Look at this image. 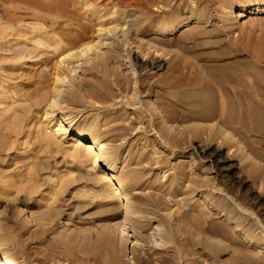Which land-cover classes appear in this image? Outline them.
I'll return each mask as SVG.
<instances>
[{"label":"rangeland","instance_id":"obj_1","mask_svg":"<svg viewBox=\"0 0 264 264\" xmlns=\"http://www.w3.org/2000/svg\"><path fill=\"white\" fill-rule=\"evenodd\" d=\"M22 1L23 0H21L19 2L17 1L18 3H20L18 5H20V6L24 5L25 6V5H28V3H29L28 1L25 3L23 1V3H22ZM145 1H149V0H145ZM196 1L197 0H195L194 2H196ZM200 1H202V0L197 1V3L194 4L193 0L192 1L190 0V3H192L193 8H189V6H188V8L191 12H192V10H194L193 11L194 13L197 12L196 14H198V15L199 14L201 15V13H203V11H204L205 13H203V15H201V16L204 18V17H208V15H209V19L204 18L208 22L204 21V19L199 15L200 18L203 19V21H201L202 19L201 20L199 19L200 21L192 19L190 22H188L186 25H184L182 28L177 30L172 35L171 40H173V42L169 43L172 46L171 45L169 46V44H166V43L164 44V48L171 49V53H172V55L169 54L170 52L167 51L169 49H167V50L165 49L167 55L165 56V68H164V70H166V68H167L166 65H170V64L172 65L173 64L172 66H174L175 68H173L174 70L170 71V73H172L173 75L177 74L179 76V77H176V75H175V77L177 79V83L181 84L182 86L178 85L176 83L174 88L173 87L166 88L168 85L163 82V85L161 83V84H159V86H155L154 93H152V94L158 95V93L161 92L160 94L163 93V97L165 94V97L166 96H172L170 98L173 99V97H174L175 99L170 100V98H168V97L163 98L165 101V102L163 101L165 103L164 104V103H162L163 99L158 98V100H159V102H158V100L155 97L151 98V97L147 96V92H145V91H144L145 93L143 92L142 95L140 94V97H139L141 100L144 98H146L145 100H148V101L143 100V101H145L144 103L148 104V103H150L149 101H151L153 103V100H154V101H157L159 103L158 106L160 108H162V106H164L161 109L163 112V116H160V117L161 118L164 117L163 121L169 125L168 126L169 127L168 132H170V134L172 136L171 135L169 136L168 134L166 135L165 133H163V132L167 131V128L165 131L164 127H162V128L160 127V125L163 126L165 124L164 122H162L163 118L160 119V117H158V116L157 117L152 116L151 115L152 113L149 112L148 110H146V108L144 107V105L142 103H139V105L141 104L140 105L141 109H136V108H140V106H137L138 102L135 103V105H133V104L130 106L127 105L128 107H126V105H124V107L122 106V102L126 103L125 102L126 97L125 96L123 97V95H125V93L132 94L131 93V92H133L132 88L133 87L135 88L134 85H136L138 78H141V80L144 79L143 81H145L146 77H147V81H148V77L154 75L153 71H150L149 69H147L148 67L146 69H143V70H140L137 67L138 63H140V60L138 62L137 61L138 57L136 58V55L138 54V48L136 47L135 44H131V46H129V47H128V44H126V46L129 48L128 50L133 52V53H131V57H130L131 59L128 58L129 56H128V54H126L127 53L126 50H124L122 52V50L127 48V47H125V48L123 47V49L121 50L122 53H124V52H126V53L119 54L118 57H120V58H118L116 56L115 58L113 57V59H111V61H114V63H111V65L113 64L114 68H115V66H117V68L115 69L117 75H121V76L125 75L126 77H128V80L132 83L131 84V90L132 91L130 90L129 87H127L125 85L123 86V88L125 87L124 90H122L123 88L118 87V86H121L122 84H125L124 80H123L126 78L125 76L122 77L121 82H123V83L121 84V82L119 81L121 76L116 77V75L110 74L108 76L109 78H107V77L104 78L103 77L104 75L102 76L101 73H100V76H99V74H97V72L94 73V74H96V77L98 76L97 78H99V81H100V78L103 77V79H107L108 81H110V83H112V85H110V83H109L108 87L105 86V89H107L109 91L111 90L112 92H114V94L116 93L115 99H117V97H118V99H121V101H122V98H123L122 102L117 99L116 101H118V102H114V104H116V105H114L113 108L114 107L116 108L114 110L118 109L117 112L120 115L118 113H116V116L117 117L119 116L118 120H120V118H121V120H124V121H121V124H122V122H124V124L120 125V123L118 122L119 124L117 125V122H115L116 124L113 123L114 125L123 127L124 125H126L125 124V122H126L127 126H131V125L133 126V124L138 126V123L140 122V120L138 119L139 120L138 121L137 119L136 120L133 119L134 117L137 118V116H138V114L135 113L136 110H138L137 111L138 113L139 112L144 113L146 111L145 113L147 115L145 113L143 114V118L145 117L143 119L144 121L141 120L143 122L141 124L144 128H146V126L148 125V123H147L148 121H146V120L150 119V123H149L150 127L146 128V130H145L146 135L143 132H141L142 134L141 133H135V132H137V130H135V131H133L132 134L131 133L128 134L129 139H126L127 137L125 139L124 138L122 139V138H119L118 136H115L116 138L112 139V136L116 135L118 132L117 131L115 134H113V132H112L111 133L112 136H111V134H108L110 139L109 140L107 139L108 142H111V144H112V145H110V146H112L111 150L114 151V149H113L114 146H115L114 148H116L115 149L116 152L114 151V154L115 153L116 154H115V156L113 154V156H114V158H116V157L118 158L117 164L118 163L119 164L117 165V169H118L117 174L119 176L123 177L122 179H124V181L126 182L127 179L129 178V173L131 172L130 173V175H131L132 171L134 170L139 175L138 177H141V179L142 178L145 179V180L144 179L140 180L141 183L145 182L144 183L145 184V186H144L145 190L141 189L140 187H136L137 189L135 187L130 189V194H131L130 196H133V197L135 196L134 198L130 199V202H132V207L130 208V210L133 209L134 213L131 210V211L125 213V215H127V216H126V218H124L123 213H124V208L126 205L123 206V204H124V202L125 203H127V202L125 201V199H122V198L120 199L121 201L123 200L122 202L119 200L122 203V204L119 203L120 206H118L117 201H115V203L112 202L115 206L113 204L112 205L109 204L110 207L112 206V208L113 207L116 208L114 210L115 211L114 214L111 212V210H110L111 208L109 206H107L106 208L108 209V207H109V210L111 213L109 211H108L109 213L106 212L103 205L101 206V205L95 204L98 202L94 198L95 195L93 197L94 190H91V191L89 190L92 188V186L86 185L87 187H85L84 181L81 180V182L82 181L83 182L80 183L79 182L80 180L78 181L79 176L76 177L75 176L76 174L73 175V179L71 178L72 176L68 177L66 170H68V175H70L71 173L73 174L76 171L74 172L72 169L66 168V167H64V169H63V167L60 168V166L63 164V162H66V161H64L62 158H60L59 155H58L59 157L56 156V159L54 158L55 156H51L50 160L52 161V163L54 161L52 159L58 160L59 162L61 161V164L59 163L60 169H58V167H57L58 163L55 164L56 165L55 170H56V172H58L55 174V177H58V174L60 173L61 175L59 174V179H61L62 178V171L65 170V171H63V173H66V175H63V178L61 180L58 179L59 183L56 186L57 187L60 186V189H61V187L63 189V186H66L67 183L71 184L70 186L67 185L66 187H64L65 189H63V191L68 189L69 187L70 188L68 190L64 191L66 193H64L62 191L63 195H62V193L58 194L61 191L59 188L54 186V191H55V187H56V191L53 193V195H56V193H57L59 198H58V196L55 197L52 195V197H54V199L51 197V199L53 200V203L51 202L52 200L50 199L51 201L49 200L48 203H47V201L43 202L44 207L39 206L40 204L37 205V207H36L37 212L38 211L40 212V210H42L43 208H44L43 210H46L48 205H51V204L53 205V207H58V208H59V206L62 205L61 208H59L57 210L58 213L60 211L59 215H57L58 213L56 212L57 213L56 215H55V213L52 214L55 216H52V215L50 216L51 219L53 218L52 220H50L49 215H46L45 213L43 215L42 211H41L42 215H40L41 213H39V215H37L38 213L33 214V213L29 212L30 210L27 212V214L19 213V215H18V211H16L18 209L17 205H16V203H14L15 201H13L14 199H11V197L13 198L14 197L13 194L17 193V190H19V189L16 188L17 189L16 190L15 188H10V187L5 186V184H7V183H5L3 180L0 179V182H2V181L4 182V183H0V191H1L0 193L2 194V195L0 194V197H1L0 198V201H1L0 206H2V208H4L6 211V213L1 212V217H2L1 219L4 220L1 222L9 223L8 224L9 226L13 225L12 227L10 226V228H8L9 226L0 227V230H1V228H3L5 230V232L0 231V238H1L0 239V243H1L0 244V254L6 255L11 261H14L16 264H78V263H76L77 261L75 262V259L78 260L80 258H81V260H78L79 264L80 263L83 264L82 262H84V264H85L88 261L89 262L87 264H89L90 262H91V264H92V262L94 264H99L103 258H100L101 260L97 259V258H98V256L102 257V255H103L102 252H103L104 248H103V250H101L103 243L101 244L97 240L100 237L102 240L104 237H106L105 236L107 234L106 231L108 232V230L105 228L106 227L108 228L109 224H111V221H113L114 223L112 222V224L110 225L111 227L115 223L120 224L119 226L117 224V226L119 227L118 229L116 228V224H115V227H113L114 231H116L115 234L117 235L116 241H118L117 242L118 244H116V245H117V249L119 248L118 255L120 257V258L117 257V259H118V261H116V263L118 262L117 264H190V263L191 264H264V86H263L264 85V6H261L262 7L261 11H257V10L254 11V8L256 6L257 1L260 2L261 4H263L264 1L263 0H261V1L260 0H225V1L224 0H207V1L203 0L202 2H200ZM222 1L224 3H222ZM226 1H228L230 3L226 2ZM17 2L16 3L11 2V3L15 4L14 7H16V6H18V5H16ZM174 2H175V0H173V3ZM198 2L201 4H199ZM203 2H204V4H203ZM11 3H9V4L6 3L5 6L8 4V5H10V8H11V5L13 6V4H11ZM144 3H145L144 0H142V4L140 3L141 7H138L140 10H142V9L145 10L144 7H142ZM149 3L150 2H148V4ZM226 3H228L229 5ZM196 4L197 5L199 4L200 7L199 6L195 7ZM149 5H152L151 9L155 7L156 12L160 11L158 9L157 5H154V6H153V4H149ZM204 5H205V7H204ZM3 8H5V7H3ZM195 8H197L198 11L195 12ZM200 8L201 9L206 8L207 11L209 10L208 8H210V10H209V12H206L205 11L206 9L205 10L202 9L200 11ZM0 9L2 10L1 7H0ZM7 9H9V6L7 7ZM12 9H11V11H12ZM20 11H22V10H20ZM20 11H16L17 15H23L24 16L25 14L20 12ZM142 11H138V12L134 11L133 12L134 16L136 17ZM13 12L14 11H12V13ZM191 12H188L187 14H189ZM1 13H3V11L0 12L1 16H3L5 14V13H3V14H1ZM184 14H183V16H185ZM204 14L206 16H204ZM26 16L24 17L23 21L27 22L29 20L32 23L35 22V21H33V19L30 16L28 17V14ZM57 16H58V14H57ZM197 21L199 23L200 22L201 23L199 24ZM7 22H5V23H7ZM31 22H28L26 24L30 25ZM3 23H4V21H2V24ZM5 25H7V24H5ZM196 27H198V28L201 27L202 30H201V28L198 29ZM192 29H193V32H191ZM200 30L202 31L201 34H200V32H201ZM251 30H252V33H251ZM195 31L197 33H195ZM131 32L132 31L129 32V35ZM189 32H191L192 35L195 33L194 34L195 36L194 35L191 36L189 34ZM134 33L135 32H133L131 34H133V35L137 34L135 37H138L139 40L140 39L146 40L145 42L142 40L139 41V43H142V44L144 43L145 45H147V42L149 40L150 41L148 43H150L152 41H156L155 38L161 37L159 35L155 36V34L149 35V34L145 33V36H144V33H140V32H136L135 34ZM249 33H251V34H249ZM202 34H206V35H202ZM10 35L11 34H9V36ZM148 35H149V37H148ZM150 36H152V37L150 38ZM190 36H191V38H189ZM106 37H108V35ZM140 37H142V38H140ZM168 37H171V35H168ZM177 37L179 40L180 39H182V40L179 41L177 39ZM192 37H193V39H192ZM109 38H112V35H111V37L109 36ZM183 38H185V42H187L188 40H190V41L185 43ZM11 39L13 42H10L9 44L13 45V43H15V42H14L13 38H11ZM136 40H138V39L136 38ZM193 40H196V41H193ZM144 44H143V46H144ZM175 44H177V45H175ZM180 44H182L183 46ZM189 44H190V46H189ZM178 45H179V47H178ZM147 47L148 46H145V48H147ZM173 48H175V50ZM103 50H104V48H103ZM176 50H178L180 52L179 55H181L182 57L176 55L177 54L175 52ZM200 51H201V53L199 54ZM203 51H205V53ZM205 54H207L206 58L204 56ZM210 54H212L213 56H211ZM121 55L123 56V58L127 57V56L128 57L125 59H121L122 58ZM200 55H203V56H201L199 58L198 56H200ZM209 55L213 61L211 60ZM139 56L141 57L142 54L139 53ZM175 56H177V57H175ZM170 57L173 58L174 61H176V59H177V61L173 63L172 62L173 60ZM190 57L193 58V60L195 59L196 61L195 60L194 61L197 63H195L192 59H190ZM203 57H204V59H203ZM145 58L146 57L142 56V59H145ZM207 58H210V59H207ZM26 59H27V61L23 65H26L27 67L28 66H31V67L26 68V66L23 67V65H21L22 69L27 71V73L26 72L25 73L31 74V75L32 74H35V75L39 74V77H40L41 74L44 72V70L41 68H44L45 65L44 66L43 65L41 66L40 64L34 65L36 58H34L35 60L28 59V58H26ZM216 59H218V60H216ZM191 60L193 61L194 66H192ZM206 60H210V61H206ZM31 61H32V63H31ZM142 61L143 60H141V62ZM28 62H30V63L28 64ZM167 62H168V64H167ZM219 62L220 63L223 62V63L220 64ZM224 62H226L227 64ZM198 63L200 66L196 65ZM80 64H84V63L81 62ZM21 66H20V68H21ZM36 66H37V68H36ZM89 66H84V67H86V69H88L87 67H89ZM204 66H206L207 68L205 67L206 69H204ZM222 66H224V67H222ZM50 67H49V70H50L49 74L50 73L52 74V71H51L52 69H50ZM198 67H199V69L201 67L202 71L204 70V72L206 74L209 73L210 77H212V76H214V77L210 78V77H208L209 75H206L203 72V74H204V79H203V76H202L203 74H201L202 71H200V73H199ZM33 68H36L35 69L36 71ZM178 68H179V70H177ZM213 68H215V69H213ZM221 68H222V70H221ZM29 69H30V71L28 72ZM37 69H38V71H37ZM46 69L48 70V68H45V70ZM135 69L136 70L138 69L140 71V74H139V71H135ZM207 69H209L208 70L209 72H207ZM210 69H211V72H214V73L211 74ZM42 70H43V72H42ZM103 70L104 69H102L101 71H103ZM164 70L160 71L161 73L158 72V75L156 74L154 79L161 78L160 75L162 76V72H164ZM191 70L193 71L192 73H191ZM196 70H197V72H196ZM33 71H34V73H33ZM85 71H87V70H85ZM30 72H32V73H30ZM145 72L147 74L151 73V75L148 74L149 75L148 76ZM182 72H184V73L186 72L185 75H182ZM45 73L47 74V71H45ZM81 73H83V71ZM85 73H83V74L78 73V79H79V74H80V78H82L83 76L88 78L90 76L89 72H88V74H87V72H85ZM159 73H160V75H159ZM215 73H218V74H215ZM49 74L45 75L44 79L46 78L45 81L47 79L50 80L49 81V83H50V82H52V79H50L52 77V75L49 76ZM137 74L140 76H138ZM186 74H187V76H186ZM190 74H191V77L193 79H195L197 77L196 79H197V81L198 80L199 81L198 82L196 80H195L196 82L193 81V79L189 76ZM198 74H200V75H198ZM220 74H221V76H220ZM113 76H115V77H113ZM198 76H200L201 79ZM111 77L116 78L115 81H117L118 83L113 81L114 79L111 81V79H112ZM184 77H188V78L186 79ZM183 78L185 81H183ZM189 78L192 80H188ZM206 78H208V80H206ZM221 79H223L224 81H222ZM132 80H133V82H132ZM200 80L203 81L204 83L206 81V83L209 84V87L207 84H206V86H207L206 87L204 85V83L200 82ZM215 80L217 82L219 80V82H220V83L218 82L220 85L219 87L217 85V82H215ZM207 81H209V83ZM211 81H213V82L211 83ZM186 82H187V84H186ZM260 82H262L263 85ZM182 83H184V84H182ZM221 83L223 84V86H221L222 85ZM115 84H116V86H115ZM199 84L200 85L202 84V85L200 86ZM195 85L197 86V89L199 88L198 90H196ZM113 86H115V87H113ZM109 87H110V89H109ZM112 87L115 88L116 90L111 89ZM205 87L207 89H209V91L207 89H205ZM211 87H212V89H210ZM226 87H227V89H226ZM157 88L159 91L157 90ZM228 88H231L233 91L231 89L228 90ZM128 89H129V91L127 92L126 90H128ZM192 89H194V91H192ZM223 89H226V90H223ZM117 90L119 92H116ZM178 91H180V92H178ZM203 91H205V92H203ZM206 91H207V93H206ZM227 91H228V93H227ZM182 92H184V93L182 94ZM186 92H188L189 94H187ZM121 93L122 94L124 93V94L121 95ZM170 93H171V95H169ZM178 93H180V94H178ZM193 93H196L198 96L194 95ZM217 94H218L217 97L219 98V100L216 97ZM180 95H183L185 97L183 98ZM189 95H190V100H189V97L187 98V96H189ZM200 95L202 96V100L197 101V100L201 99V98H199V97H201ZM220 95L222 96L221 99L227 98L228 100L226 99L224 102H219V101H221ZM226 95H228V96H226ZM176 96H177V98H176ZM224 96L226 98H223ZM119 97H122V98H119ZM124 98H125V100H124ZM234 98H238L240 101L238 99H234ZM115 99L113 101H115ZM160 99H161V101H160ZM192 99H193V101H192ZM175 100H179V101L177 102ZM214 100L217 102H215ZM183 101L186 104L188 102V104L186 105L185 103H183ZM120 102H121V106L119 104ZM172 102H175V103H173L174 105L172 104ZM198 102L200 104H198ZM218 102L220 103V105ZM23 103H25V102L23 101ZM190 103H191V105H189ZM202 103L205 106H203ZM209 103H212L213 106L209 105ZM107 104H109V102H107ZM180 104H181V106L182 105L183 106L181 107ZM193 104H195V105H193ZM5 105H7V104H5ZM5 105L3 104L0 107H5ZM185 105H186V107H184ZM207 105H209L210 108L207 107ZM119 106L122 108H120ZM131 106H133V107H131ZM134 106H136V107H134ZM173 106H175L177 109H179V111ZM167 107L169 108V110L167 109ZM187 107L189 109H187ZM193 107L195 108V110H193ZM170 108H171V110H170ZM174 108H175V110H174ZM102 109L105 113H109L108 110H105V107H103ZM119 109H121V110H119ZM122 109H124V110H122ZM125 109H126V112H125ZM134 109H136V110L134 111ZM165 109L167 112L165 111ZM37 110H38V108L36 107L35 111H37ZM71 110L74 111L73 108ZM143 110H145V111L143 112ZM181 110L183 111V113L180 112ZM186 110H190L188 112H191V110H192V113H188ZM57 113H59L58 115L60 117L62 116V113L60 111H57L54 114L57 115ZM90 113L93 114V111L89 112V114L87 113L86 115L91 116ZM121 113L122 114L124 113L125 116H124V114L122 115ZM127 113L130 117L127 115ZM203 113H204V115H203ZM37 114H40V115H38L37 117L36 116L34 117V123H33V125H31L32 129H33L32 131L33 132L35 131L37 134L35 133L36 134L35 135L34 133H32V134L30 133L28 135L31 139L33 137V140H31V141H34V142L36 140L35 137L38 135V133L39 132L41 133L39 128L42 126L40 124V121H39V123H37L38 122L37 120L39 118H40L39 120L45 119V115H43L44 114L43 112L37 113ZM58 115H57V117H59ZM80 115L81 114H79L78 118L80 117ZM164 115H166V116H164ZM173 115L174 116L176 115V117H174ZM41 116H42V118H41ZM177 116L179 117V119ZM83 117H84V115H83ZM138 117H140V116H138ZM147 117H148V119H147ZM192 117H194V118L192 119ZM195 117H196V119H195ZM78 118H76V119H78ZM182 118L184 120H182ZM31 119L33 121V117L30 118V120H29L32 124ZM35 119H36V122H35ZM125 119H126V121H125ZM154 119L156 121L158 119V121L156 122V121H154ZM170 119H171V121H170ZM80 120H79V122H80ZM136 121H138V122H136ZM145 121H146V123H144ZM54 122L55 121H53L52 124ZM152 122H154V124ZM160 122H162L164 124H159ZM170 122L173 125H171ZM64 123L65 124H62V125H65L66 127H69L70 129H72L74 127L73 125L70 126L69 122L66 121L65 118H64ZM78 123H77V125H78ZM128 123H130V124H128ZM36 124L41 125V126H36ZM144 124H146V126H144ZM166 124H165V127H167ZM153 125H155V126H153ZM184 125L185 126L187 125V127L189 129H187V128L183 129L182 127ZM189 125H192V126L190 127ZM200 125H201V127H200ZM156 126H157V128H156ZM170 126L172 127V131H170L171 130ZM44 127H45V124H44L43 128ZM159 127L161 129L157 130ZM192 127H193V129H192ZM209 127L213 128L211 134L209 133L210 132L209 130H211V129H209ZM149 128H150V131H149ZM152 128H154V129H152ZM155 128H156V130H155ZM45 129H46V127L44 128V130ZM197 129L198 130L201 129V131L199 130V132H197L198 131ZM202 129L204 132L202 131ZM224 129H226V132H229L227 137H226L227 133L224 132ZM38 130H39V132H38ZM46 130H49V129H46ZM190 130L192 132H190ZM195 130H196V132H195ZM184 131H186V132L184 133ZM123 132H124V130H123ZM158 132H162L160 136H159ZM168 132H166V133H168ZM171 132L176 133V134L173 135ZM188 132H190V133H188ZM186 133H187V135H185ZM21 134L19 136H20L21 142L24 143V145L22 143L23 147H25V148L30 147L31 148V146H32V147L36 148L35 150H37V148H38V150H42L41 145H38L37 142H36V144L34 142H30V144L28 143L30 146L27 147L28 144L26 143V140L29 137H27L26 135H23V134L21 136ZM139 134H141V135H139ZM126 135L124 132L123 136H126ZM137 135H139L141 137L135 138V136H137ZM175 135L179 136L177 139V142H175L176 140H174L177 138ZM25 136L27 137V139L25 138ZM144 136H146V138H148L147 143L145 142L146 138ZM165 136H169V138L167 137L168 138L167 141H169L168 144L165 141ZM174 136L176 138L173 139ZM21 137H24L26 140L24 141L23 140L24 138H21ZM117 137H118V139H117ZM161 137H163L164 139H162ZM180 137L186 138L187 143H186V141H183V139H181ZM133 138H135V141L133 140ZM170 138H171V140H170ZM136 139H139V140H136ZM154 139H156V140H154ZM179 139H181L179 141L180 143L178 142ZM115 140L119 143H117ZM119 140H121L122 142ZM153 140L155 141V143L153 144L154 146L152 145ZM172 140H173V143L171 142ZM130 141L131 142L134 141V143L133 142L131 143ZM150 141H151V143L149 144ZM181 141H183L182 142L183 144L185 142V144L182 145ZM160 142L162 143L161 145H160ZM188 142H189V144H188ZM118 144L120 145V147H118L119 146ZM134 144L135 145L137 144L136 147ZM140 144L141 145L143 144V146H141ZM144 144H145V146L146 145H148V146L145 147ZM173 144H175V145H173ZM33 145H35V146H33ZM100 145H102V144H100ZM200 145L205 150H207L208 152H210L212 150H219L220 152H222L221 154H223L224 156H227V158H229L230 162L233 163L235 165V167L232 169V171H230V173H228L227 171H219V172L217 171L216 172V170L213 167L211 168L209 157L205 155L204 151L203 152L201 151L202 148H200ZM103 147H104V145H103ZM117 147L119 148L118 151H117ZM143 147H145V149ZM151 147H152V149H155V150L152 151V149H151V151H150L149 149ZM132 148L134 149V152H133ZM21 149H22V147H21ZM130 149H132V151H130ZM135 151H137L138 153ZM149 151H150V153H148ZM151 152H153V153H151ZM44 153L45 152H42L41 155H47V156L49 155L48 153L47 154L46 153L44 154ZM117 153H118V155H117ZM139 154H141V155H139ZM119 155H120V157H119ZM138 155L140 157H138ZM122 156H124L123 161H122ZM49 157H50V155H49ZM132 157H134V158H132ZM145 157L147 158L146 160H145ZM156 157H157V159L160 160V163L162 162L161 164L158 162L159 160H157ZM148 158H149V160H148ZM127 159H128V161H127ZM131 159L134 160L135 165H134V162L129 164V162L132 161ZM155 159L157 160L158 163L155 161ZM62 160H63V162H62ZM136 161H138V162L142 161V162L138 163ZM146 161H149V162H146ZM153 161H154V163H153ZM120 162L121 163L123 162L122 164H124V165H121ZM155 162H156V164H155ZM137 163L138 164L141 163L140 166L142 168ZM142 163H145L147 165L148 169L146 167H144L145 165L143 166ZM149 163L150 164L152 163V165H150ZM136 164L140 168H138L136 166ZM129 165L132 167L128 168V167H130ZM148 165L152 169H149L150 167H148ZM153 165H154V168H153ZM14 166L15 165H13L12 167L14 168ZM86 166H87V169H85ZM86 166L84 167L83 171L86 170L84 172H88L87 174H89V171H90L92 166L91 167H90V165H86ZM121 166L123 167V169L125 171H123ZM125 166L127 167L128 170H126ZM12 167H11V169H13ZM22 169H23V167H22ZM69 169H70V171H69ZM130 169H132V171ZM180 169L183 170L184 172L179 171ZM138 170L139 171L143 170V171H140L142 174ZM59 171H61V172H59ZM178 171L182 172L183 174H181V175L177 174ZM69 172H70V174H69ZM90 172L93 173L94 171L93 172L90 171ZM148 172H149V174H146ZM163 172H165V173H163ZM227 173H228V175L225 177V175ZM122 174H124V175H122ZM41 175L42 176L44 175L45 178L47 176L44 171L43 172L41 171ZM142 175L145 177H143ZM149 175H150V177H149ZM152 175H153V177H152ZM177 175L180 178V179H178V181H177L178 177H176ZM64 177H65V179H64ZM67 177L69 179L71 178L70 180L72 181V183L70 181L66 180V179H68ZM125 177H127V178L125 179ZM155 177L158 180H155L154 179ZM175 177H176V179H175ZM18 178L19 177H17V175H16L17 183L19 184L20 190L21 191L23 190V195L21 194L22 192L21 193L19 192L18 194H16L17 195L16 197L19 200H23L21 202L27 203V204L29 203L28 205H30V202H31L30 199H32L31 197H29L30 194L25 191L26 194L27 193L29 194L28 197L30 199L28 197H26V195L24 194L25 193L24 190L28 189L27 191H29V189L31 188L28 185L29 181L26 182L25 180H27V179H25L24 183L25 182L26 183L24 185H27L30 188H27V186L24 188V186H22L23 187V189H22V187H21V183H23L22 179L19 178L21 180V182H19ZM74 178H75V180L77 178L78 179L76 181H74ZM185 178H188V180H190V182ZM189 178H191V179H189ZM192 179H193V181H192ZM43 180H44V178H43ZM171 180L172 181L174 180V181L172 182ZM146 181H148V182H146ZM150 181H152L153 183ZM76 182H78V183H76ZM159 182L160 183L163 182V183H161L162 185H160ZM174 182L176 184L178 183L177 184V186L179 185L178 188L177 187L175 188L176 185L174 184ZM191 182H193V183H191ZM62 183L66 184V185H63ZM146 183H147V185H146ZM155 183H157V184H155ZM166 183H167V185H166ZM170 183H172L171 184L172 187L175 185L172 188L173 191H169L168 186L170 185ZM1 184H4V186ZM59 184H61V185H59ZM82 184L84 185V187ZM152 184L155 185V187L152 186ZM77 185H78V187H77ZM164 185L167 186V188ZM79 186H81V187H79ZM157 186H158V188L164 186L163 188H161L164 191L161 193L162 197L160 194L156 193L157 192L156 190H158V188H156ZM187 186L188 187L191 186L192 188L191 187L188 188ZM194 186L196 187L195 189L193 188ZM82 187L85 189H83ZM180 187H181V189H180ZM183 187L184 188L186 187L187 189L184 191ZM71 188H73L74 190L73 189L70 190ZM76 188L77 189L81 188V189H79L80 191L79 190L77 191ZM86 188H88V189H86ZM153 188H155V189H153ZM164 188H165V190H164ZM4 189H6V190L4 191ZM9 189L13 190V191L11 190L13 194L9 195V197L6 198L8 195H6L4 193H6L7 190L9 191ZM57 189L59 190V192H57ZM148 189H149V191L151 189V192L154 195L155 194H156V196L160 195V197L155 196V198H158V199H153L154 195L151 196L150 194H152V193H149L147 191ZM2 190L4 193H2ZM81 190L82 191L84 190V191L81 192ZM131 190H132V193H134L133 195L131 193ZM141 190L147 191L148 194L146 195L144 193V194H141L142 195L141 196L139 193V192L142 193ZM174 190H176V191H174ZM177 190H179V191H177ZM181 190L183 191V193L184 192L185 193H188V192L191 193V194L188 193V195L190 196L191 202L193 201V203H191L189 201L190 200V198H188L189 196L187 197L186 194L185 193L183 194ZM187 190H188V192H187ZM165 191H166V193H165ZM191 191L194 193H192ZM84 192H86V193H84ZM91 192H92V195H90ZM176 192H178V193L176 194ZM76 193L77 194L79 193L78 194L79 198L77 197ZM82 193L86 194V195H83V197L85 196L83 199L84 201L81 198L82 196H80V195H82ZM163 193H164V195H163ZM169 193L171 195L174 194L173 195L174 197L171 196ZM60 195H61V197H60ZM87 195L89 198L94 199V200L93 199L91 200L92 202L90 201L93 205L88 201ZM136 195H137V198H136ZM144 195L150 199V201L148 199L149 202L146 201L147 198L142 199V197ZM2 196H3V198H2ZM4 196H6V197H4ZM24 196L28 199L26 200V198ZM184 196L187 197L188 201L187 200H185V201H187L188 204L185 203V201H184L185 197ZM150 197L152 198V200ZM138 198H140V199H138ZM161 198H162V200H161ZM5 199H7V200H5ZM8 199H9V201H8ZM85 199H87V200H85ZM10 200H12L13 202ZM24 200H26L27 202ZM62 200H63V202H61ZM131 200H134V202L136 201L134 204H138V202L141 204V202H142L143 203L142 206L144 207V205H145L147 207L143 208V207H141L140 204H138V209H137V206L135 208L133 201H131ZM143 200L145 203L148 202L149 206L146 205L143 202ZM155 200H157V201H155ZM55 201H59V204L60 203H62V204L59 205L57 202L58 206H56V204H54V203H56ZM151 201L156 202L155 204L158 206H156L154 204V202H152L154 205H151L152 204V203H150ZM49 202H50V204H49ZM158 202L160 203V206H159ZM189 202H190V204H189ZM2 203L4 205H2ZM88 203H90L91 205ZM79 204H81L80 205L81 207L77 208V205L79 206ZM82 204L84 205V207ZM191 204H193L192 206H195V207L194 208L191 207ZM3 206H5V207H3ZM116 206H118V209H120V207H121V209L118 211ZM139 206L141 207L142 210H139L140 209ZM179 206H181V207H179ZM182 206H183L184 210H182V212H181ZM166 207H168V208H166ZM177 207H178V209H180V212L176 211V210H178V209H176ZM198 207H200L201 210ZM204 207H205V209H204ZM187 208H189V210H191V209L192 210L189 211ZM96 209H97V211H100V209H103L105 211V214H104V211L101 210L102 212L100 211L99 214H101V213H103V214L100 217V215L97 214L98 212L95 211ZM146 209H148V210L145 211ZM195 209L199 210V212L196 211ZM202 209H204V210L202 211ZM138 210H139V212H138ZM185 210L189 211L190 213L187 211L185 212ZM120 211H121V213H120ZM183 211H184V213H183ZM95 212H96V215H95ZM203 212H204V215H200V216L198 215L199 213L203 214ZM158 213H159V216L161 213H165V214H163V217L161 218V216L160 217L157 216ZM166 213L171 214V215H168L169 218L165 217V215H167ZM182 213H183V215H182ZM206 213H207V215H206ZM89 214L92 215V217H90ZM180 214L182 215V217ZM184 214L188 215L189 219H187V216ZM193 214H196L197 217H201L202 221L206 222V226L204 225L205 223H203L201 221V218H199L200 222L198 220V228H194L195 226H197V225H194V224H196L197 220L195 223L193 222V219L190 220V218H191L190 216H192V217L195 216ZM3 215H4V217H3ZM85 215H88V218L90 217L89 220L92 218L93 219L91 221H89L88 218L85 217ZM111 215H112V218L109 217ZM80 216H84V217H81L83 219H81ZM98 216H99V218H101L100 220H99ZM179 216L181 218H179ZM32 217H34V218H32ZM128 217H130L129 218L130 220L128 219ZM183 217H185V218H183ZM86 218H87V220H86ZM163 218H164V220H163ZM167 218L170 221L169 222L168 220H166L167 223H170L172 226L170 224L165 223L166 222L165 219H167ZM160 219L163 221V224H162V221ZM178 220H180V221H178ZM182 220L184 221V223H182ZM185 220L190 221V222H188V224L187 223L185 224V222H186ZM240 220L243 222L239 223ZM83 221L84 222L88 221V222L82 223ZM125 221H127V222H125ZM130 221L134 222L133 223V224H135V226L133 225L134 227L132 226V224L128 223ZM157 221L159 222L160 226H162V228L159 226ZM105 223H106V225L107 224L108 225L106 226ZM141 223L145 224V225H142ZM164 223L167 224L166 227H164ZM212 223H214L215 225ZM180 224H182V228L180 227L181 226ZM137 225L141 226V227H138V229H137ZM186 225L187 226L189 225V227H187ZM78 226H80L81 230L84 229L82 231L84 233H87V236H89L90 239H91V237L95 236V234L91 236L90 233L91 234H93V233L97 234L98 233L99 235L101 234V236L97 235V236H99V238H96L97 236L94 237L95 240L97 239L95 242H97V244L100 243L98 245H101V248L95 247V248H97L96 251H98L99 249L101 250V251L99 250L100 253L96 252V251H94L95 253H93V247L91 246V245H93L92 243H94L93 239H91L92 241L90 240L92 242L91 245L85 244V243H88V240L87 239L83 240V238H85V237L87 238V236L85 234V236H83V238H82L81 235L83 232L80 230V228ZM183 226H184V228H183ZM190 226H192V227H190ZM103 228H104V230H103ZM221 228H223V230ZM3 229H2V231H3ZM94 229H95V231H94ZM108 229L110 230V228H108ZM161 229L163 231L165 230L166 232H164V234H163ZM167 229H169V231ZM179 229L180 230L182 229V230L180 231ZM98 230H103V234L105 232V235H103L104 237H102V233L100 231L98 232ZM193 230H195L196 233H194L195 231L193 232ZM34 231L36 233H34ZM74 231H76L77 233H79V231H80V233H79L80 236H78V234ZM183 231H185V233L188 232L190 235L187 234L188 236H186V234H184ZM169 232L171 233V235ZM165 233H169V235L171 237L168 236L169 237L168 238L167 237L168 234H165ZM191 233L192 234L194 233L195 235H192ZM32 234H34V235H32ZM36 234H38L37 237H36ZM8 235L9 236L11 235V237L6 239L8 237ZM61 235H63V236H61ZM191 235H192V237H191ZM2 236H4V237L6 236V238H4ZM55 236L57 238L61 236V238H59L60 240H57V238ZM79 237H81V242L78 240L77 241L74 240V239H78ZM163 237H165L169 242L167 240L164 241L165 239ZM182 237L184 238V240H185V237L188 240V241L186 240L187 246L185 245V243H184L185 241L183 240ZM106 239L104 238V241H107ZM193 239L195 240V243L192 242ZM1 240L2 241L6 240V241H4L3 242L4 244H3ZM79 240H80V238H79ZM65 241L66 242L69 241L68 243H71V245L67 243V246H66ZM90 241H89V243H90ZM99 241H101V240H99ZM78 242L81 243V246L77 247L76 243H78ZM101 242H103V241H101ZM105 243L106 242H104V244ZM190 243L192 245H190ZM51 244H53L54 246H52ZM180 245L182 246L183 249L181 248ZM73 246H74V248H72ZM190 246H192L193 248ZM79 247L83 248V251ZM88 247H89V249H88ZM90 247L92 249H90ZM187 247H189V249ZM48 248L50 249V252H51V250H53L54 254H49L50 252H49ZM53 248H55V249H53ZM65 248H67V250H65ZM69 248H72V249H69ZM77 248H79L80 250L79 249L76 250ZM184 248H187L188 250L186 251V250H184ZM58 249H59V253H57ZM68 249H69L70 253L72 251V252H74L73 254H75V255L70 254L68 252ZM55 250H57V252ZM85 251H86V253H85ZM82 252L85 254H83ZM90 252H92L93 255H91L89 257L90 254L88 255L87 253H90ZM96 253H99V255H97ZM191 253H193V254H191ZM100 254H102V255L100 256ZM44 255L47 256L45 259H44V257H45ZM76 255H78L80 258H78V256H77V258H78L77 259L75 257ZM81 255H84V257ZM86 255H88V257H86ZM95 256L97 258H95ZM187 257H188V259H187ZM82 258L85 261L86 260H88V261L85 262V261H83ZM93 258H94V260H92ZM100 264H104V263L101 262Z\"/></svg>","mask_w":264,"mask_h":264},{"label":"bare ground","instance_id":"obj_2","mask_svg":"<svg viewBox=\"0 0 264 264\" xmlns=\"http://www.w3.org/2000/svg\"><path fill=\"white\" fill-rule=\"evenodd\" d=\"M19 1H21V0H0V7L2 8V10L0 9V12H2L3 11V13H5L3 16H1L0 15V106L1 105H5V104H7V105H5V107H0V179L1 180H3L5 183H7V184H5V186H7V187H10V188H17V189H19V190H17V193H15V194H13L12 193V191L9 189V191L7 190V192L6 193H4L3 192V190H2V193H4V194H6V195H8L7 197L6 196H4V197H6V198H8L9 197V195H11V194H13V198L11 197V199H14L13 201H15L14 203H16V205H17V210L16 211H18V215H19V213H24V214H27V212L29 211V212H31V213H38L37 215H39V213H41L40 215H42V212H43V215H44V213L46 214V215H49V218H50V216L52 215V214H54L55 213V215L58 213L57 212V210L59 209V208H61V204L62 203H60L59 204V201H55L56 203H54V204H56V206H58L57 205V202H58V204L59 205H61V206H59V208L58 207H53V205L51 206V205H48V207H47V209L46 210H40V212L38 211L37 212V210H36V207H37V205H39V206H42V207H44L43 205V202L44 201H47V203H48V201L51 199V197H52V195H53V193L56 191V185H58V183H59V181H58V179H59V174H58V177H55V174L56 173H58V172H56V170H55V164L56 163H58L57 164V167H58V169H60L61 167H63V169H64V167H66V168H70V169H72L75 173H71L70 174V172H69V174L70 175H68V170H66L67 171V176L68 177H71L72 179H73V175H75L76 177H78L77 179H78V181L80 182V183H82L83 181H84V184H85V187H87L86 185H88V186H92V188L91 189H89L90 191L91 190H94V192H93V197H94V195H95V200L98 202V203H95V204H98V205H103L104 206V208H105V211L106 212H110V210H111V212L114 214V210L116 209L115 207H113L112 208V206L110 207L109 206V204H113V203H115V201H117V203H118V206H120V204L119 203H121L122 201L120 200L121 198L122 199H125V201L127 202V203H125L124 202V204H123V206L124 205H126L125 206V208H124V218H126V216L127 215H125V213H127V212H129V211H133V213H134V210L133 209H131L130 210V208L132 207V202H130V199L131 198H134L133 196H130L131 194H130V189L131 188H133V187H140L141 189H144L145 190V182H143V183H141V181L140 180H142V179H144V178H142L141 179V177H138L139 175L136 173V171H132V169H130L131 171H132V174L130 175V173H129V178L127 179V181L125 182L124 181V179H122L123 177H121V176H119L118 174H117V165L119 164H117V160H118V158L116 157V158H114V156H115V154H114V151L116 152V148H114L113 147V149H114V151L113 150H111V148H112V146H110V145H112L111 144V142H108V140L110 139V137H109V135L108 134H111L112 132H113V134H115L117 131V134L116 135H114V136H112V134H111V136H112V139L113 138H116L115 136H118L119 138H126V139H129L128 137H129V135L128 134H132L133 133V131H135V130H137V132H135V133H141V132H143V133H145V135H146V128H148V127H150V125H149V123H150V119H148V117H147V119L148 120H146V121H148L147 123H148V125L146 126V124H144V126H146V128H144L143 126H142V124L141 123H143L141 120H143L144 118H143V114L146 112L145 110H143V112L144 113H142V112H137L138 110H136V109H141V104L139 105V103H142L143 105H144V107L146 108V110H148L149 112H151L152 114V116H158V117H160V116H163V112H162V108L164 107V106H162V108H160L158 105H159V100H158V98H161V99H163V98H166V97H168V98H170V97H172V96H166L165 97V94H164V97H163V93L162 94H160L161 92H159L158 93V95L157 94H155V95H153L152 93H154V88H155V86H159V84H161L162 83V85H163V82L164 83H166L168 86L166 87V88H169V87H173L174 88V86H175V84L177 83V79H176V77H179L177 74H172V73H170V71H172V70H174L173 68H175L174 66H172L171 64L170 65H166V70H164V68H165V56L167 55L166 54V51H165V49L167 50V49H169V48H164V44L166 43V44H169V43H172L173 42V40H171V38H172V35L177 31V30H179L180 28H182L184 25H186L188 22H190L192 19L193 20H198V21H200L203 17L201 16V15H203V13H205L204 11H203V13H201V17L202 18H200V16L198 15V14H196L197 12L196 11H198V9L197 8H195V12L196 13H194L193 11L194 10H192V12L189 10V8H193L192 6V3H190V0H175V2L173 3V0H149V1H145L144 0V4H143V6L142 7H144V9L145 10H140L138 7H141L140 6V3L142 4V0H23L24 1V3L25 2H29L28 3V5H23V6H20V5H18V4H20V3H18ZM23 1H22V3H23ZM192 1V0H191ZM195 0H193V3L195 4V3H197V1H199V0H197L196 2H194ZM203 1V0H202ZM202 1H200V2H202ZM207 1V0H206ZM225 1V0H224ZM261 1V0H260ZM264 1V0H263ZM11 2H17V4L16 5H18V6H16V7H14V5L15 4H13V3H11ZM148 2H150L149 4H153V6L154 5H157L158 6V9L160 10V11H158V12H156L155 11V7L154 8H152L151 9V6L152 5H149L148 4ZM226 2H228V1H226ZM256 2V1H255ZM6 3H11V4H13V6L11 5V8H10V5H8L9 6V9H7V5L5 6V4ZM199 3V2H198ZM222 3H224L223 1H222ZM228 3H230V2H228ZM228 3H226V4H228ZM199 4H201V3H199ZM199 4L197 5L196 4V6L195 7H197V6H199ZM203 4H204V2H203ZM225 4V5H226ZM264 4V3H263ZM263 4H261L260 2H258L257 1V3H256V6H255V8H254V11H261L262 10V7L261 6H264ZM229 5V4H228ZM227 5V6H228ZM156 6V7H157ZM188 6H189V8H188ZM202 6V5H201ZM209 6V5H208ZM207 6V7H208ZM231 6V5H230ZM3 7H5V8H3ZM14 7V8H13ZM200 7V6H199ZM204 7H205V5H204ZM13 8V9H12ZM188 8V9H187ZM243 8V7H242ZM11 9H12V11H14L13 13H12V11H11ZM138 9V10H137ZM154 9V10H153ZM197 9V10H196ZM202 9H204V8H202ZM201 8H200V11L202 10ZM206 9V8H205ZM204 9V10H205ZM209 10H210V8H208ZM20 10H22V11H20ZM209 10L207 11V9L205 10L206 12H209ZM16 11H20V12H22V13H24L25 15L23 16V15H17V12ZM134 11H136V12H138V11H142V12H140V14H138L136 17L134 16ZM145 11V12H144ZM199 11V12H200ZM188 12H191V13H189V14H187ZM3 13H1V14H3ZM19 13V12H18ZM185 13V14H184ZM21 14V13H20ZM28 14V17L30 16L32 19H33V21H35V22H31V21H23V19H24V17L26 16ZM57 14H58V16H57ZM137 14V13H136ZM183 14L185 15V16H183ZM188 15V16H187ZM208 15V14H207ZM204 16H206L205 14H204ZM27 17V16H26ZM204 18H208L209 19V15H208V17H204ZM203 18V19H204ZM200 19V20H199ZM203 19L201 20V21H203ZM6 20V21H5ZM2 21H4V23L2 24ZM8 21V22H7ZM197 21V22H198ZM204 21H206V22H208L207 20H205L204 19ZM5 22H7V23H5ZM28 22H31V24L29 25V24H26V23H28ZM205 22V23H206ZM11 23V24H10ZM199 23V22H198ZM201 23V22H200ZM199 23V24H200ZM204 23V22H203ZM202 23V24H203ZM5 24H7V25H5ZM205 25V24H204ZM196 28H198V27H196ZM195 28V29H196ZM199 28H201V27H199ZM198 28V29H199ZM194 29V28H193ZM193 29H192V31L191 32H193ZM204 29V28H203ZM207 29V28H206ZM252 29V28H251ZM201 30H202V28H201ZM200 30V31H201ZM130 31H132L131 33H133V32H140V33H144V36H145V33L146 34H149V35H154L155 34V36L156 35H159V36H161V37H158V38H155L156 39V41H152V42H150V43H148L147 42V45H145L144 43V46H143V44L142 43H139V41H141L142 39H140L139 40V38L138 37H135L137 34H135V35H133V34H131L130 33V35H129V32ZM188 31V30H187ZM197 31V30H196ZM195 31V33H197ZM209 31V30H208ZM191 32H189V34L191 35V36H193L192 35V33ZM184 33V32H183ZM182 33V34H183ZM186 33V32H185ZM202 33V31L200 32V34ZM209 33V32H208ZM251 33H252V30H251ZM251 33H249V34H251ZM9 34H11L10 36H9ZM199 34V33H198ZM199 34V35H200ZM207 34V33H206ZM206 34H202V35H206ZM248 34V35H249ZM108 35V37H106ZM111 35H112V38H109V36L111 37ZM140 35V34H139ZM142 35V34H141ZM149 35H148V37H149ZM168 35H171V37H168ZM176 35V34H175ZM198 35V36H199ZM185 36V35H184ZM187 36V35H186ZM191 36L189 37V38H191ZM195 36V35H194ZM152 36H150V38H151ZM176 37V36H175ZM179 37V36H178ZM178 37H177V39H178ZM11 38H13L14 39V42L15 43H13V45L12 44H9L10 42H13L12 41V39ZM121 38V39H120ZM136 38L138 39V40H136ZM140 38H142V37H140ZM145 38V37H144ZM147 38V37H146ZM181 38V37H180ZM184 39V42H185V38H183ZM192 39H193V37H192ZM16 40V41H15ZM153 40V39H152ZM179 40V39H178ZM180 40H182V39H180ZM179 40V41H180ZM142 41H146L145 39L144 40H142ZM188 41H190V40H188ZM187 41V42H188ZM192 41V40H191ZM193 41H196V40H193ZM187 42H185V43H187ZM198 43V42H197ZM126 44H128V47L129 46H131V44H135L136 45V47L138 48V54L136 55V58L138 57V62H139V60H140V63H138V65H137V67L140 69V70H143V69H146L147 67V69H149L150 71H153V73H154V75H152V76H150V77H148V81H147V77H146V80L145 81H143L144 79H142L141 80V78H138V81L136 82V85H134L135 86V88L133 87L132 89H133V92H131L132 94H128V93H125V95H123L122 93H121V95H123V97L125 96L126 97V103H124V102H122L123 101V98L122 97H119V98H122V101H121V99H118V97H117V99L118 100H120L121 102H122V106L124 107V105H126V107H128L127 105H135V103H137L138 105L137 106H140V108H136V109H134V111L136 110V112L135 113H137L138 114V116H140V117H138L137 116V118H133V119H139L140 120V122L138 123V126H136V125H134L133 124V126L131 125V126H127V123L125 122V124L126 125H124L123 127H121V126H117L119 123H120V125H122V124H124V122H122V124H121V121H124V120H121V118H120V120H118V118H119V116L117 117L116 116V113H118L117 112V110H114V109H116L115 107L113 108V106L114 105H116V104H114V102H118V101H116L117 99H115L116 98V93L114 94V92H112L111 90L109 91V90H107V89H105V86H109V83H110V81H108L107 79H103V77L105 78V77H107V78H109L108 76L110 75V74H114V75H116V77H120L121 75H117V73H116V71H115V69L117 68V66H115V68L113 67V64L111 65V63H114V61H111V59H113V57L115 58L116 56L118 57V55L119 54H124V53H126V54H128V58H130L131 57V53H133V52H131V51H129L128 49V47L126 46ZM179 44V43H178ZM184 44V43H183ZM171 44H169V46H170ZM175 45H177V44H175ZM180 45H182V44H180ZM145 46H148L147 48H145ZM166 46V45H165ZM172 46V45H171ZM183 46V45H182ZM181 46V47H182ZM188 46V45H187ZM189 46H190V44H189ZM197 46V45H196ZM123 47L125 48V47H127V48H125V49H123ZM175 47V46H174ZM178 47H179V45H178ZM180 47V48H181ZM192 47V46H191ZM103 48H104V50H103ZM144 48V49H143ZM177 48V47H176ZM123 49V50H122ZM146 49V50H145ZM174 50H175V48H173ZM183 49V48H182ZM181 49V50H182ZM121 50H122V52L124 51V50H126V52H124V53H122L121 52ZM173 50V51H174ZM179 50V49H178ZM178 50H176L175 52L177 53L176 55L177 56H181V55H179L180 54V52L178 51ZM180 50V51H181ZM167 51H169L170 53L169 54H171L172 55V53H171V49H169V50H167ZM172 51V52H173ZM179 53H178V52ZM121 52V53H120ZM204 53H205V51H203ZM202 52V53H203ZM209 52V51H208ZM135 53V52H134ZM139 53H141L142 54V56H144V57H146L145 59H142V56L140 57L139 56ZM201 53V51L199 52V54ZM168 54V55H169ZM198 54V55H199ZM208 54V53H207ZM207 54H205L204 56H205V58H206V55ZM170 55V56H171ZM175 55V54H174ZM196 55V54H195ZM211 56H213L212 54H210ZM210 55H209V57H210ZM92 56V57H91ZM122 56V55H121ZM126 56V55H125ZM177 56H175V57H177ZM201 56H203V55H200V56H198L199 58L201 57ZM221 56V55H220ZM127 57H124L123 58V56H122V58L121 59H125V58H127ZM172 57V56H171ZM170 57V58H171ZM182 57V56H181ZM192 57V56H191ZM190 57V59H192L193 60V58H191ZM195 57V56H194ZM26 58H28V59H33V60H35L34 58H36V60H35V64L34 65H36V64H40L41 66L43 65H45V67L44 68H41V69H43L44 70V72H43V70H42V74H41V78L39 77V74H26L27 73V71L26 70H24V69H22V66L21 65H23V64H25L26 63V61H27V59ZM118 58H120V57H118ZM179 58V57H178ZM211 58V57H210ZM210 58H207V59H210ZM55 59V60H54ZM131 59V58H130ZM173 61V63L174 62H176L177 61V59H176V61H174V59L173 58H171ZM197 59V58H196ZM203 59H204V57H203ZM83 60V61H82ZM91 60V61H90ZM141 60H143L142 62H141ZM191 60V61H192ZM195 60V59H194ZM193 60V61H194ZM198 60V59H197ZM211 60H212V58H211ZM216 60H218V59H216ZM29 61V60H28ZM80 61V62H79ZM131 61V60H130ZM168 61V60H167ZM170 61V60H169ZM193 61H192V66H194L193 64ZM196 61V60H195ZM194 61V62H195ZM206 61H210V60H206ZM213 61V60H212ZM81 62H83L84 64H80ZM91 62V63H90ZM171 62V61H170ZM179 62V61H178ZM177 62V63H178ZM30 62H28V64H29ZM31 63H32V61H31ZM89 63V64H88ZM180 63V62H179ZM195 63H197V62H195ZM201 63V62H200ZM211 63V62H210ZM220 63V62H219ZM221 63H223V62H221ZM220 63V64H221ZM224 63H226V62H224ZM27 64V65H28ZM167 64H168V62H167ZM208 64V63H207ZM216 64V63H215ZM227 64V63H226ZM32 65V64H31ZM90 65V66H89ZM135 65V64H134ZM197 66L199 65V63L198 64H196ZM202 65V64H201ZM217 65V64H216ZM20 66H21V68H20ZM24 66H26V65H23V67ZM39 66V65H38ZM51 66V67H50ZM84 66H89V67H87L88 69H86V67H84ZM133 66V65H132ZM180 66V65H179ZM200 66V65H199ZM208 66V65H207ZM28 67H31V66H28ZM27 66H26V68H28ZM49 67H50V69H52L51 71H52V74L50 73L49 74V72H50V70H49ZM181 67V66H180ZM196 67V66H195ZM203 67V66H202ZM206 66H204V69H206L205 68ZM222 67H224V66H222ZM36 68H37V66H36ZM36 68H33L34 70L36 69ZM45 68H48V70L46 69L45 70ZM136 68V67H135ZM22 69V70H21ZM40 69V70H41ZM84 69V70H83ZM102 69H104L103 71H101ZM192 69V68H191ZM195 69V68H194ZM198 69H199V67H198ZM200 69H201V67H200ZM198 70L199 71V73H200V71H202V69L201 70ZM213 69H215V68H213ZM217 69V68H216ZM227 69V68H226ZM85 70H87V71H85ZM118 70V69H117ZM164 70V72H162V76L160 75V71H163ZM177 70H179V68L177 69ZM209 69H207V72H209L208 71ZM218 70V69H217ZM221 70H222V68H221ZM30 71V69L28 70V72ZM32 71V70H31ZM36 71V70H35ZM37 71H38V69H37ZM45 71H47V74L45 73ZM83 71V73H85V72H87V74H88V72H89V74H90V76L87 78V77H82V78H80V74H83V73H81ZM135 71H139L138 69L136 70L135 69ZM26 72V73H25ZM40 72V71H39ZM95 72H97V74H99V76H100V73L102 74V76L103 77H101L100 78V81H99V78H97L96 77V74H94ZM118 72V71H117ZM158 72H160L159 73V75H160V77L161 78H159V79H154L155 78V76H156V74L158 75ZM174 72V71H173ZM190 72V71H189ZM193 71L191 70V73H192ZM195 72V71H194ZM196 72H197V70H196ZM203 72H204V70L201 72V74H203ZM210 72H211V69H210ZM30 73H32V72H30ZM33 73H34V71H33ZM36 73V72H35ZM78 73H80L79 74V79H78ZM119 73V72H118ZM146 73V72H145ZM175 73V72H174ZM184 72H182V75H185V73L183 74ZM205 73V72H204ZM212 73H214V72H211V74ZM49 74V76L50 75H52V77L50 78V79H52V82H50L49 83V81L50 80H46L45 81V79H44V77H45V75H48ZM86 74V73H85ZM121 74V73H120ZM139 74H140V71H139ZM142 74V73H141ZM147 74V73H146ZM148 74H150L151 75V73H148ZM147 74V75H148ZM206 74V73H205ZM215 74H218V73H215ZM138 75V74H137ZM175 75H176V77H175ZM180 75V74H179ZM196 75V74H195ZM198 75H200V74H198ZM206 75H209V73L208 74H206ZM112 76V75H111ZM123 76H125V75H122L121 77H120V82H121V79H122V77ZM128 76V75H127ZM138 76H140V75H138ZM149 76V75H148ZM186 76H187V74H186ZM190 77H191V74L189 75ZM194 76V75H193ZM203 76V79H204V74L202 75ZM220 76H221V74H220ZM47 77V76H46ZM113 77H115V76H113ZM126 77V76H125ZM182 77V76H181ZM199 78H200V76H198ZM208 77H210V75L208 76ZM214 76H212V77H210V78H213ZM112 78V77H111ZM131 78V77H130ZM144 78V77H143ZM158 78V77H157ZM184 78H188V77H184ZM184 78H183V81H185L184 80ZM192 78V77H191ZM197 78V77H196ZM193 79V81H197V79ZM198 78V79H199ZM103 79V80H102ZM114 79V80H113ZM115 79L116 78H112L111 79V81L113 80V81H115ZM181 79V78H180ZM192 79H188V80H192ZM201 79V78H200ZM202 79V80H203ZM216 79V78H215ZM102 80V81H101ZM124 80V83L125 84H122L123 82H121V86H118L119 88H123V86L125 85V86H127V87H129L130 88V90H131V82L128 80V77H126L125 79H123ZM122 80V81H123ZM137 80V79H136ZM187 80V81H188ZM206 80H208V78H206ZM222 81H224L223 79H221ZM237 80V79H236ZM192 81V82H193ZM195 81V82H196ZM199 81V80H198ZM197 81V82H198ZM48 82V83H47ZM115 82H117V81H115ZM119 82V83H120ZM132 82H133V80H132ZM200 82H202V83H204L203 81H201L200 80ZM199 82V83H200ZM208 83H209V81H207ZM213 81H211V83H212ZM215 82H217L216 80H215ZM218 82H219V80H218ZM217 82V85H218V87L220 86L219 85V83ZM227 82V81H226ZM118 83V82H117ZM225 83V82H224ZM252 83V82H251ZM261 84H262V82H260ZM50 84V85H49ZM178 84V83H177ZM182 84H184V83H182ZM186 84H187V82H186ZM196 84V83H195ZM206 81H205V83H204V85L206 86ZM222 84V83H221ZM243 84V83H242ZM110 85H112V83H110ZM178 85H181V84H178ZM198 85V84H197ZM200 85V84H199ZM202 85V84H201ZM200 85V86H201ZM208 85V87H209V84H207ZM213 85V84H212ZM215 85V84H214ZM263 85V84H262ZM115 86H116V84H115ZM115 86H113V87H115ZM182 86V85H181ZM188 86V85H187ZM191 86V85H190ZM196 86V85H195ZM221 86H223V84L221 85ZM257 86V85H256ZM264 86V85H263ZM111 87V86H110ZM110 87H109V89H110ZM111 88V89H115V88ZM117 87V88H118ZM207 87V86H206ZM205 87V89H207ZM214 87V86H213ZM262 87V86H261ZM125 88V87H124ZM124 88L122 89V90H124ZM194 88V87H193ZM204 88V87H203ZM215 88V87H214ZM223 88V87H222ZM257 88V87H256ZM259 88V87H258ZM263 88V87H262ZM165 89V88H164ZM199 89V88H198ZM197 89V86H196V90H198ZM210 89H212V87L210 88ZM226 89H227V87H226ZM226 89H223V90H226ZM229 89H231V88H228V90ZM116 90V89H115ZM157 90H158V88H157ZM170 90V89H169ZM177 90V89H176ZM208 91H209V89H207ZM215 90V89H214ZM232 90V89H231ZM114 91V90H113ZM127 92L129 91V89L128 90H126ZM132 91V90H131ZM147 92V96H149V97H155L157 100H158V102L157 101H154L153 100V103L151 102V101H149L150 103H144L145 101H148V100H145L146 98H144V99H140L139 97H140V94L142 95V93L143 92ZM159 91V90H158ZM192 91H194V89H192ZM200 91V90H199ZM198 91V92H199ZM233 91V90H232ZM231 91V92H232ZM242 91V90H241ZM116 92H119L118 90L116 91ZM144 92V93H145ZM163 92V91H162ZM168 92V91H167ZM178 92H180V91H178ZM201 92V91H200ZM199 92V93H200ZM203 92H205V91H203ZM211 92V91H210ZM213 92V91H212ZM240 92V91H239ZM165 93V92H164ZM184 92H182V94H183ZM187 94H189L188 92H186ZM197 93V92H196ZM196 93H193L194 95H196V96H198ZM206 93H207V91H206ZM227 93H228V91H227ZM234 93V92H233ZM241 93V92H240ZM152 94V95H151ZM167 94V93H166ZM173 94V93H172ZM176 94V93H175ZM178 94H180V93H178ZM177 94V95H178ZM203 94V93H202ZM242 94V93H241ZM169 95H171V93L169 94ZM204 95V94H203ZM212 95V94H211ZM214 95V94H213ZM233 95V94H232ZM180 96H182L183 98L185 97V96H183V95H180ZM179 96V97H180ZM201 96V95H200ZM218 96V94L216 95V97ZM226 96H228V95H226ZM245 96V95H244ZM137 97V98H136ZM189 97V100H190V95L189 96H187V98ZM195 97V96H194ZM193 97V98H194ZM206 97V96H205ZM230 97V96H229ZM236 97V96H235ZM176 98H177V96H176ZM197 98V97H196ZM199 98H201V99H199ZM198 99L199 100H197V101H201L202 100V96L201 97H199ZM218 98V97H217ZM222 98V96L220 95V100L221 101H219V102H224L227 98L224 96L223 98H226V99H221ZM249 98V97H248ZM115 99V101H113ZM137 99V100H136ZM161 99H160V101H161ZM172 98H170V100H171ZM173 99H175L174 97H173ZM172 99V100H173ZM186 99V98H185ZM184 99V100H185ZM195 99V98H194ZM205 99V98H204ZM209 99V98H208ZM215 99V98H214ZM234 99H238V98H234ZM25 102V103H23V101ZM124 100H125V98H124ZM143 100H145V101H143ZM180 100V99H179ZM179 100H175V101H179ZM182 100V99H181ZM218 100H219V98H218ZM228 100V99H227ZM239 100V99H238ZM20 101V102H19ZM22 101V102H21ZM109 102V104H107V102ZM164 101V99L162 100V103H164L163 102ZM186 101V100H185ZM188 101V100H187ZM192 101H193V99H192ZM208 101V100H207ZM211 101V100H210ZM209 101V102H210ZM215 101V100H214ZM230 101V100H229ZM236 101V100H235ZM240 101V100H239ZM121 102L119 103L120 104V106H121ZM157 102V103H156ZM169 102V101H168ZM191 102V101H190ZM204 102V101H203ZM206 102V101H205ZM215 102H217V101H215ZM218 102V103H219ZM237 102V101H236ZM22 103V104H21ZM173 103H175V102H172V104ZM183 103H185L184 101H183ZM217 103V104H218ZM165 104V103H164ZM171 104V103H170ZM186 104V103H185ZM187 104H188V102H187ZM186 104V105H187ZM198 104H200L199 102H198ZM208 104V103H207ZM167 105V104H166ZM174 105V104H173ZM186 105L184 106V107H186ZM189 105H191V103L189 104ZM193 105H195V104H193ZM192 105V106H193ZM202 105L203 106H205L203 103H202ZM209 105H211V106H213L212 105V103H209ZM209 105H207V107H209L210 108V106ZM219 105H220V103H219ZM119 106V107H120ZM169 106V105H168ZM180 106H181V104H180ZM183 106V105H182ZM181 106V107H182ZM215 106V105H214ZM38 108V110L37 111H35V108ZM103 107H105V110H108L109 111V113H105L104 111H103ZM131 107H133V106H131ZM134 107H136V106H134ZM166 107V106H165ZM170 107V106H169ZM173 107H175V106H173ZM172 107V108H173ZM190 107V106H189ZM199 107V106H198ZM202 107V106H201ZM69 108V109H68ZM74 109V111H72L71 109ZM120 108H122V107H120ZM176 108V107H175ZM175 108H174V110H175ZM204 108V107H203ZM216 108V107H215ZM218 108V107H217ZM167 109L169 110V108L167 107ZM177 109V108H176ZM186 109V108H185ZM187 109H189L188 107H187ZM191 109V108H190ZM214 109V108H213ZM72 112H71V111ZM119 110H121V109H119ZM122 110H124V109H122ZM170 110H171V108H170ZM178 111H179V109H177ZM193 110H195V108L193 107ZM198 110V109H197ZM206 110V109H205ZM215 110V109H214ZM57 111H60L61 113H62V116L60 117L58 114L59 113H57V115L59 116V117H57V115H55L54 113H56ZM91 111H93V114H91V116H89V115H86L87 113L89 114V112H91ZM107 111V112H108ZM165 111H166V109H165ZM187 112L188 111H190V110H186ZM216 111V110H215ZM44 113L43 115H45V119H42V120H37L38 122L37 123H39V121H40V124L42 125H38V124H36V126H41L40 128H39V130L41 131V133L39 132V130H38V135L35 137V142L34 141H31V140H33V135L31 136L32 137V139L28 136L30 133L32 134V133H36L35 131L33 132L32 130V126L31 125H33V123H34V117L36 116H38V115H40V114H37V113ZM125 112H126V109H125ZM148 112V113H149ZM167 112V111H166ZM169 112V111H168ZM180 112H182L183 113V111L181 110ZM186 112V113H187ZM196 112V111H195ZM201 112V111H200ZM131 113V112H130ZM176 113V112H175ZM174 113V114H175ZM188 113H192V110H191V112H188ZM194 113V112H193ZM206 113V112H205ZM37 114V115H36ZM79 114H81L80 115V117L78 118V116H79ZM119 114V113H118ZM122 114V113H121ZM124 114V113H123ZM122 114V115H123ZM146 114V113H145ZM150 114V113H149ZM148 114V115H149ZM83 115H84V117H83ZM86 115V116H85ZM120 115V114H119ZM127 115H128V113H127ZM147 115V114H146ZM150 115V116H151ZM167 115V114H166ZM166 115H164V116H166ZM179 115V114H178ZM184 115V114H183ZM187 115V114H186ZM192 115V114H191ZM194 115V114H193ZM203 115H204V113H203ZM208 115V114H207ZM215 115V114H214ZM213 115V116H214ZM124 116H125V114H124ZM129 116V115H128ZM169 116V115H168ZM171 116V115H170ZM174 116V115H173ZM185 116V115H184ZM196 116V115H195ZM201 116V115H200ZM33 117V121H32V119H31V121H32V124H31V122L29 121L30 120V118H32ZM123 117V116H122ZM130 117V116H129ZM172 117V116H171ZM174 117H176V115L174 116ZM178 117V116H177ZM181 117V116H180ZM187 117V116H186ZM185 117V118H186ZM204 117V116H203ZM41 118H42V116H41ZM44 118V117H43ZM64 118L66 119V121H68L69 122V124H70V126L71 125H73L74 127L72 128V129H70L69 127H66L65 125H62V124H65L64 123ZM76 118H78V119H76ZM82 118V119H81ZM155 118V117H154ZM163 118V119H162ZM160 117V119H162V122H164L163 120H164V117ZM170 118V117H169ZM184 118V117H183ZM182 118V120H184ZM191 118V117H190ZM189 118V119H190ZM194 117H192V119H193ZM198 118V117H197ZM37 119V118H36ZM36 119H35V122H36ZM81 119V120H80ZM156 119V118H155ZM154 119V121H156ZM159 119V118H158ZM158 119H157V121H158ZM159 119V120H160ZM173 119V118H172ZM178 119H179V117H178ZM195 119H196V117H195ZM79 120H80V122H79ZM118 120V121H117ZM138 120V121H139ZM166 120V119H165ZM53 121H55L53 124H52V122ZM125 121H126V119H125ZM138 121H136V122H138ZM144 121V120H143ZM146 121L144 122V123H146ZM156 121V122H157ZM170 121H171V119H170ZM175 121V120H174ZM188 121V120H187ZM186 121V122H187ZM79 122V123H78ZM115 122H117V125H114L113 123H115ZM119 122V123H118ZM128 122V121H127ZM162 122H160L159 124H164V123H162ZM77 123H78V125H77ZM133 123V122H132ZM131 123V124H132ZM153 124H154V122H152ZM44 124H45V127H46V129H49V130H44V128H43V126H44ZM68 124V123H67ZM68 124V125H69ZM116 124V123H115ZM128 124H130V123H128ZM166 124V123H165ZM165 124L162 126V125H160V127L162 128V127H164V129H165V131H166V128H167V131L166 132H168V124H166V126L167 127H165ZM170 124H171V122H170ZM67 125V126H68ZM152 125V124H151ZM171 125H173V124H171ZM153 126H155V125H153ZM158 126V125H157ZM157 126H156V128H157ZM185 126V125H184ZM182 127L183 129L184 128H187V129H189L188 127H187V125L185 126V127ZM190 127L192 126V125H189ZM158 128L157 130H160L161 128ZM171 127V126H170ZM200 127H201V125H200ZM156 128H155V130H156ZM36 129V128H35ZM152 129H154V128H152ZM163 129V130H164ZM186 129V130H187ZM192 129H193V127H192ZM191 129V130H192ZM209 129H211V130H209L210 132V134H211V132H212V130H213V128L212 127H209ZM123 130H124V132H125V135L126 136H123V134H124V132H123ZM190 130V132H192ZM198 130V129H197ZM200 131H201V129H199ZM199 130L197 131V132H199ZM215 130V129H214ZM73 131V132H72ZM115 131V132H114ZM122 131V132H121ZM149 131H150V128H149ZM153 131V130H152ZM162 131V130H161ZM170 131H172V127H171V130ZM182 131V130H181ZM202 131H203V129H202ZM121 132V133H120ZM166 132H163V133H165L166 135L168 134L169 136L171 135L170 134V132H168V133H166ZM174 132V131H173ZM173 132H171L173 135L174 134H176V133H173ZM183 132V131H182ZM186 131H184V133H185ZM190 132H188V133H190ZM195 132H196V130H195ZM204 132V131H203ZM202 132V133H203ZM224 132L225 133H227L226 134V137H227V135L229 134V132H226V129H224ZM23 134V135H26L27 137H29L28 139H27V137L25 136V138L27 139H25L24 137H21V138H24L23 140L25 141L26 140V143L28 144H30V142H34L35 144H36V142L38 143V145H41V149L43 150H38V148H37V150H35L36 148L35 147H32L31 146V148L29 147V148H25V147H23V145H24V143L23 142H21V139H20V134ZM159 133V136L161 135V133L162 132H158ZM194 133V132H193ZM22 134H21V136H22ZM37 134V133H36ZM35 134V135H36ZM142 134V133H141ZM141 134H139V135H141ZM182 134V133H181ZM139 135H137V136H135V138L137 137H141V136H139ZM144 135V134H143ZM142 135V136H143ZM185 135H187V133L185 134ZM191 135V134H190ZM194 135V134H193ZM224 135V134H223ZM163 136V135H162ZM169 136H165V141H166V143L168 144V142L169 141H167V139L169 138ZM172 136V135H171ZM176 136V135H175ZM173 137V139L174 138H176V139H174V140H176L175 142H177V139H178V137L179 136H176V137ZM182 136V135H181ZM225 136V135H224ZM118 137H117V139H118ZM145 138H146V136H144ZM168 137V138H167ZM135 138H133V140L135 141ZM143 138V137H142ZM162 139H164L163 137H161ZM181 138V137H180ZM108 139V140H107ZM116 139V140H117ZM150 139V138H149ZM181 139H183V141H186V143H187V139L186 138H184V137H182ZM181 139H179L178 140V142L181 140ZM185 139V140H184ZM22 140V141H23ZM115 140V141H116ZM132 140V139H131ZM136 140H139V139H136ZM145 140V139H144ZM147 140H148V138H146V143H147ZM152 140V139H151ZM154 140H156V139H154ZM153 140V143H152V145L155 143V141ZM170 140H171V138H170ZM119 141H121V140H119ZM134 141H132L133 143H134ZM143 141V140H142ZM141 141V142H142ZM164 141V142H165ZM183 141H181V144L182 145H184L185 144V142H184V144L182 143ZM104 142V143H103ZM117 142V141H116ZM122 142V141H121ZM126 142V141H125ZM131 142V141H130ZM131 142V143H132ZM138 142V141H137ZM158 142V141H157ZM163 142V141H162ZM172 143H173V140L171 141ZM22 143H23V145H22ZM113 143V142H112ZM117 143H119V142H117ZM130 143V144H131ZM143 143V142H142ZM151 143V141L149 142V144ZM180 143V142H179ZM27 145V147L28 146H30V145ZM100 144H102V145H100ZM114 144V143H113ZM121 144V143H120ZM162 143L160 142V145H161ZM171 144V143H170ZM180 144V145H181ZM188 144H189V142H188ZM103 145H104V147H103ZM119 145V144H118ZM135 145V144H134ZM137 145V144H136ZM136 145H135V147H136ZM141 145V144H140ZM159 145V146H160ZM173 145H175V144H173ZM172 145V146H173ZM177 145V144H176ZM26 146V145H25ZM33 146H35V145H33ZM122 146V145H121ZM131 146V145H130ZM141 146H143V144L141 145ZM144 146H145V144H144ZM146 146H148V145H146ZM145 146V147H146ZM154 146V145H153ZM178 146V145H177ZM21 147H22V149H21ZM118 147H120V145L118 146ZM117 147V151H118V148ZM124 147V146H123ZM145 147H143L144 149H145ZM179 147V146H178ZM40 148V147H39ZM122 148V147H121ZM142 148V147H141ZM156 148V147H155ZM200 148H202L201 149V151L203 152L204 151V153H205V155L206 156H208L209 157V161H210V166H211V168L213 167L215 170H216V172L218 171H227L228 173H230V171H232V169L235 167V165L233 164V163H231L230 162V160H229V158H227V156H224L223 154H221L222 152H220L219 150H212V151H210V152H208L207 150H205L201 145H200ZM125 149V148H124ZM129 149V148H128ZM133 149V148H132ZM132 149H130V151H132ZM140 149V148H139ZM148 149V148H147ZM151 149H152V147L149 149L150 151H151ZM155 149H152V151H154ZM139 151V150H138ZM144 151V150H143ZM150 151L148 152V153H150ZM42 152H45L46 154L48 153L49 155H50V157H49V155L47 156V155H41L42 154ZM122 152V151H121ZM127 152V151H126ZM129 152V151H128ZM133 152H134V149H133ZM135 152H137V151H135ZM156 152V151H155ZM44 153V154H45ZM119 153V152H118ZM118 153H117V155H118ZM125 153V152H124ZM138 153V152H137ZM141 153V152H140ZM147 153V154H148ZM151 153H153V152H151ZM40 154V155H39ZM113 154H114V156H113ZM129 154V153H128ZM132 154V153H131ZM134 154V153H133ZM60 156V158H62L64 161H66V162H63V160H62V162H63V164L60 166V168H59V163L61 164V161L59 162L58 160H55L56 159V156ZM116 155V156H117ZM139 155H141V154H139ZM138 155V157H140ZM51 156H55L54 158L55 159H52V160H54L53 161V163H52V161L50 160V158H51ZM58 156V157H59ZM125 156V155H124ZM124 156H122V161L124 160L123 159V157ZM132 156V155H131ZM147 156V155H146ZM149 156V155H148ZM119 157H120V155H119ZM129 157V156H128ZM142 157V156H141ZM31 158V159H30ZM53 158V157H52ZM132 158H134V157H132ZM136 158V157H135ZM147 158L145 157V160H146ZM156 159H157V157H156ZM155 159V161L157 162V160H159V159H157L156 160ZM31 160V161H30ZM126 160V159H125ZM132 160V159H131ZM148 160H149V158H148ZM121 161V160H120ZM127 161H128V159H127ZM119 162V161H118ZM125 162V161H124ZM134 162V160H132L131 162H129V164L130 163H133ZM136 162H138V161H136ZM139 162H142V161H139ZM138 162V163H139ZM146 162H149V161H146ZM156 162H155V164H156ZM159 163H160V160L158 161ZM157 162V163H158ZM121 163V162H120ZM123 163V162H122ZM121 163V165H124V164H122ZM137 163V164H138ZM153 163H154V161H153ZM162 163V162H161ZM160 163V164H161ZM136 164V166L138 167V165L140 166V164H138L137 165ZM150 164V163H149ZM13 165H15L14 166V168L12 167ZM19 165V166H18ZM86 165H90V167H91V169H90V171H94L93 173H91L90 171H89V174H87L88 172H84V171H86V170H84L83 171V169H84V167L86 166ZM132 165V164H131ZM134 165H135V162H134ZM142 165L144 166V167H146L147 168V165L145 164V163H142ZM150 165H152V163L150 164ZM128 166V165H127ZM130 166V165H129ZM11 167L13 168V169H11ZM21 167V168H20ZM22 167H23V169H22ZM122 167V166H121ZM126 167V166H125ZM132 166H130V167H128V168H131ZM134 167V166H133ZM141 167V166H140ZM140 167H138V168H140ZM143 167V168H144ZM148 167H150L149 165H148ZM54 168V169H53ZM135 168V167H134ZM133 168V169H134ZM137 168V169H138ZM142 168V167H141ZM145 168V169H146ZM153 168H154V165H153ZM22 169V170H21ZM62 169V170H63ZM70 169H69V171H70ZM85 169H87V166H86V168ZM93 169V170H92ZM122 169H123V167H122ZM136 169V168H135ZM148 169V168H147ZM149 169H152L151 167L149 168ZM21 170V171H20ZM54 170V171H53ZM61 170V171H62ZM126 170H128L127 169V167H126ZM41 171L43 172H45V174L47 175L46 176V178L44 177V175L42 176L41 175ZM61 171H59V172H61ZM63 171H65V170H63ZM63 171H62V178H63V175H66V173H63ZM121 171V170H120ZM119 171V172H120ZM123 171H125L124 169H123ZM122 171V172H123ZM139 171V170H138ZM140 171H143V170H140ZM139 171V172H140ZM150 171V170H149ZM179 171H182V172H184L183 170H179ZM177 172V174H183L182 172ZM118 172V173H119ZM138 172V173H139ZM145 172V171H144ZM18 173V174H17ZM91 173V174H90ZM141 173V172H140ZM151 173V172H150ZM163 173H165V172H163ZM228 173L225 175V177L228 175ZM120 174V173H119ZM127 174V173H126ZM142 174V173H141ZM144 174V173H143ZM146 174H149V172L148 173H146ZM16 175H17V177H19L20 179H22V182L23 183H21V187L22 186H24V188L27 186V185H24L26 182H28L29 181V186L31 187H29V186H27V188H30L29 189V191H27V190H24V192L26 191V192H28L29 194H30V196H29V194L27 193L26 194V192L24 193L25 195H26V197H31L32 199H30L29 197V199L31 200V202H30V205H28L27 203H23V202H21V201H23V200H19L16 196V194H18L19 192L23 195V190L21 191L20 190V188H19V184L17 183V179H16ZM61 175V174H60ZM122 175H124V174H122ZM44 178V180H43V178ZM143 176V175H142ZM155 176V175H154ZM67 177V178H68ZM75 177V178H76ZM143 177H145V176H143ZM149 177H150V175H149ZM152 177H153V175H152ZM170 177V176H169ZM174 177V176H173ZM176 177H178L177 178V181H178V179H180L179 178V176L177 175ZM176 177H175V179H176ZM188 177V176H187ZM18 178V181L19 182H21V180ZM61 178V179H62ZM70 178V179H71ZM75 178H74V181H76L75 180ZM127 177H125V179H126ZM183 178V177H182ZM25 179H27V180H25ZM61 179H59V180H61ZM64 179H65V177H64ZM69 178L68 179H66V180H68V181H70L71 183H72V181L70 180ZM149 179V178H148ZM155 180H158L156 177L154 178ZM174 179V178H173ZM185 179H187L188 180V178H185ZM189 179H191V178H189ZM24 180L26 181L25 183H24ZM43 180V181H42ZM81 180H83L82 182H81ZM145 180V179H144ZM147 180V179H146ZM150 180V179H149ZM148 180V181H149ZM0 182V183H4V182ZM148 181H146V182H148ZM172 181V180H171ZM170 181V182H171ZM174 181V180H173ZM172 181V182H173ZM189 182H190V180H188ZM192 181H193V179H192ZM150 182H152V181H150ZM157 182V181H156ZM57 183V184H56ZM76 183H78V182H76ZM153 183V182H152ZM161 183H163V182H161ZM160 182H159V184L160 185H162ZM191 183H193V182H191ZM18 184V185H17ZM23 184V185H22ZM63 184V183H62ZM75 184V183H74ZM73 184V185H74ZM149 184V183H148ZM151 184V183H150ZM155 184H157V183H155ZM171 184L172 183H170V185L168 186L169 187V191H173L172 190V188L175 186V188L177 187L178 188V186H177V184L174 182V186L172 187L171 186ZM196 184V183H195ZM1 185H3L4 186V184H1ZM17 185V186H16ZM59 185H61V184H59ZM63 185H66V184H63ZM62 185V186H63ZM67 185H71V184H69V183H67ZM66 185V186H67ZM81 185V184H80ZM83 185V184H82ZM146 185H147V183H146ZM166 185H167V183H166ZM191 185V184H190ZM194 185V184H193ZM192 185V186H193ZM54 186H56L55 187V191H54ZM66 186H63V189H65L64 187H66ZM149 186V185H148ZM152 186H154L155 187V185H153L152 184ZM165 186V185H164ZM163 186V187H164ZM2 187V186H1ZM6 187V188H7ZM77 187H78V185H77ZM79 187H81V186H79ZM83 187H84V185H83ZM82 187V188H83ZM160 187V186H159ZM163 187H160V188H158V186L156 187V188H158V190H156L155 192L157 193V194H160L161 195V197H162V192H164L163 191V189H161V188H163ZM166 188H167V186H165ZM171 187V188H170ZM182 187V186H181ZM181 187H180V189H181ZM188 187V186H187ZM189 187H191V186H189ZM188 187V188H189ZM4 188V187H3ZM57 188H59L60 189V186L59 187H57ZM70 188V187H69ZM68 188V189H69ZM74 188V187H73ZM73 188H71L70 190H72ZM139 188V189H140ZM151 188V187H150ZM174 188V189H175ZM184 188V187H183ZM192 188V187H191ZM190 188V189H191ZM194 189L196 188L195 186L193 187ZM14 189V190H15ZM22 189H23V187H22ZM61 189H62V187H61ZM60 189V191L61 192H59V190L57 189V192H59L58 194H60V193H62V195H63V192L64 191H66V190H68V189H66V190H64L63 191V189L61 190ZM77 189V188H76ZM79 189H81V188H79ZM79 189H77V191L79 190ZM83 189H85V188H83ZM86 189H88V188H86ZM137 189V188H136ZM153 189H155V188H153ZM171 189V190H170ZM187 188L185 187L183 190L185 191ZM189 189V190H190ZM6 189H4V191H5ZM69 190V191H70ZM74 190V189H73ZM164 190H165V188H164ZM168 190V189H167ZM166 190V191H167ZM63 191V192H62ZM68 191V192H69ZM76 191V192H77ZM80 191V190H79ZM84 191V190H83ZM82 190H81V192H83ZM86 191V190H85ZM89 191V192H90ZM140 191V190H139ZM142 191V190H141ZM149 193H152L151 192V189H150V191H149V189L147 190ZM147 191H142V193L141 192H139L140 193V195L141 194H148V192ZM166 191H165V193H166ZM174 191H176V190H174ZM177 191H179V190H177ZM182 191V190H181ZM1 192V191H0ZM16 192V191H15ZM88 192V191H87ZM147 192V193H146ZM187 192H188V190H187ZM192 192V191H191ZM64 193H66V192H64ZM80 193V192H79ZM78 193V194H79ZM84 193H86V192H84ZM131 193H132V190H131ZM175 193V192H174ZM178 192H176V194H177ZM182 193H183V191H182ZM185 193V192H184ZM183 193V194H184ZM189 193V192H188ZM188 193H185L186 194V196L188 197L189 195H188ZM192 193H194V192H192ZM1 194V193H0ZM58 194L56 193V195H53V196H55V197H57L58 196ZM77 194V193H76ZM78 194H77V197L79 198V196H78ZM88 194V193H87ZM134 193H132V195H133ZM170 194V193H169ZM189 194H191V193H189ZM2 195V194H1ZM83 195H86V194H83L82 193V195H80V196H82L81 198H82V200L84 199V197H83ZM90 195H92V192H91V194ZM151 196L152 195H154L153 193L152 194H150ZM160 195H157V196H159L160 197ZM163 195H164V193H163ZM166 195V194H165ZM171 195V194H170ZM174 195V194H173ZM173 195H171V196H173ZM139 196V195H138ZM142 196V195H141ZM145 196V195H144ZM142 197V199L144 198H147L146 196L145 197ZM149 196V195H148ZM155 196H156V194L154 195V197H153V199H158V198H155ZM156 196V197H157ZM25 197V196H24ZM25 197V198H26ZM60 197H61V195H60ZM87 197H88V195H87ZM86 197V198H87ZM174 197V196H173ZM185 197V196H184ZM187 197H185L184 198V201L185 200H187L188 201V199H187ZM1 198V197H0ZM2 198H3V196H2ZM28 198H26V200L28 199ZM53 199H54V197H52ZM58 198H59V196H58ZM136 198H137V195H136ZM135 198V199H136ZM151 198V197H150ZM188 198H190V196L188 197ZM21 199V198H20ZM61 199V198H60ZM88 199V201L90 202L93 198H87ZM87 199H85V200H87ZM138 199H140V198H138ZM148 199L149 198H147V200L146 201H148ZM3 200V199H2ZM5 200H7V199H5ZM26 200H24V201H26ZM52 200V199H51ZM50 200V201H51ZM81 200V201H82ZM94 200V199H93ZM121 202H120V201ZM151 200H152V198H151ZM160 200V199H159ZM161 200H162V198H161ZM160 200V201H161ZM8 201H9V199H8ZM10 201H12V200H10ZM12 201V202H13ZM79 201V200H78ZM84 201V200H83ZM82 201V202H83ZM119 201V202H118ZM131 201H133V204L136 202H134V200H131ZM149 201H150V199H149ZM148 201V202H149ZM155 201H157V200H155ZM159 201V202H160ZM187 201H185V203H187ZM190 202H191V198H190V200H189ZM27 202V201H26ZM52 203H53V200L51 201ZM61 202H63V200L61 201ZM92 202V201H91ZM90 202V203H91ZM113 202V203H112ZM143 202H144V200H143ZM148 202L147 203H145L146 205H148ZM152 202H154V201H151L150 203H152ZM158 202V203H159ZM190 202H189V204H190ZM196 202V201H195ZM0 203H1V201H0ZM6 203V202H5ZM86 203V202H85ZM84 203V204H85ZM90 203H88V204H90ZM149 203V204H150ZM156 202H154V204H155ZM191 203H193V201L191 202ZM198 203V202H197ZM196 203V204H197ZM49 204H50V202H49ZM77 204V203H76ZM92 204V203H91ZM90 204V205H91ZM94 204V205H95ZM122 204V203H121ZM138 204H140L139 202H138ZM138 204H134V206H135V208H136V206H137V209H138ZM142 202H141V207H143L142 206ZM153 203L151 204V205H154ZM188 204V203H187ZM2 205H4L3 203H2ZM6 205V204H5ZM81 204H79V206L77 205V208H79V207H81L80 206ZM83 205V204H82ZM93 205V204H92ZM114 205V204H113ZM156 205V204H155ZM193 204H191V207H195V206H192ZM96 206V205H95ZM107 206H109L111 209L109 210V207H108V209L106 208ZM115 206V205H114ZM118 206H116L117 207V209H118ZM122 206V205H121ZM149 206V205H148ZM156 206H158V205H156ZM159 206H160V203H159ZM199 206V205H198ZM1 208H0V227H2V226H9L8 224L9 223H4V222H1V221H4V220H2L1 218V212H4V213H6V211H5V209L4 208H2V206H0ZM3 207H5V206H3ZM83 207H84V205H83ZM141 207L139 206V210H142L141 209ZM145 207H147V206H145L144 205V207L143 208H145ZM179 207H181V206H179ZM223 207V206H222ZM8 208V207H7ZM39 208V207H38ZM149 208V207H148ZM166 208H168V207H166ZM199 209H200V207H198ZM41 209V208H40ZM98 209V208H97ZM97 209L95 210V211H97ZM107 209V210H106ZM120 209H121V207H120ZM120 209H118V211L120 210ZM150 209V208H149ZM176 209H178V207L176 208ZM188 210H189V208H187ZM204 209H205V207H204ZM204 209H202V211L204 210ZM224 209V208H223ZM101 210H103V209H100V211ZM139 210H138V212H139ZM148 209H146L145 211H147ZM182 210H184L183 209V206H182V208H181V212H182ZM192 210V209H191ZM191 210H189V211H191ZM196 210V209H195ZM194 210V211H195ZM201 210V209H200ZM42 211V212H41ZM63 211V210H62ZM100 211H97L98 213L97 214H99L100 213ZM104 211V210H103ZM105 211H104V214H105ZM137 211V210H136ZM144 211V210H143ZM172 211V210H171ZM177 212H180V209H178V210H176ZM187 210H185V212H186ZM189 211H187V212H189ZM196 211H198L199 212V210H196ZM201 211V212H202ZM57 212V213H56ZM102 212V211H101ZM108 212V213H109ZM110 212V213H111ZM141 212V211H140ZM149 212V211H148ZM156 212V211H155ZM193 212V211H192ZM59 213H60V211H59ZM59 213L57 214V215H59ZM107 213V214H108ZM119 213V212H118ZM120 213H121V211H120ZM157 213V212H156ZM176 213V212H175ZM183 213H184V211H183ZM183 213H182V215H183ZM190 213V212H189ZM196 213V212H195ZM208 213V212H207ZM207 213H206V215H207ZM3 214V213H2ZM103 213H101V214H99L100 215V217H101V215H102ZM117 214V213H116ZM122 214V215H123ZM154 214V213H153ZM163 214H165V213H161L160 214V216H161V218L163 217ZM167 215H165V217H168V215H171L170 213H166ZM187 214V213H186ZM186 214H184V215H186ZM197 214V213H196ZM196 214H193V215H195V216H190L191 218H190V220H192L193 219V222L195 223L196 222V220H197V222H196V224H194V225H197V226H195L194 228H198V220H199V218H201V217H197L196 216ZM5 215V214H4ZM4 215H3V217H4ZM45 215V216H46ZM55 215H52V216H55ZM61 215V214H60ZM90 215V214H89ZM94 215V214H93ZM95 215H96V212H95ZM181 215V214H180ZM182 215H181V217H182ZM199 216L200 215H204V212H203V214L201 213H199L198 214ZM28 216V215H27ZM35 216V215H34ZM115 216V215H114ZM118 216V215H117ZM156 216V215H155ZM157 216H159V213H158V215ZM159 216V217H160ZM187 216V219H189V217H188V215H186ZM240 216V215H239ZM36 217V216H35ZM47 217V216H46ZM81 217H84V216H80V218ZM85 217H87L88 218V215H85ZM90 217H92V215H90ZM89 217V218H90ZM106 217V216H105ZM110 218H112V215L111 216H109ZM116 217V216H115ZM180 216H179V218H181ZM206 217V216H205ZM243 217V216H242ZM241 217V218H242ZM6 218V217H5ZM32 218H34V217H32ZM48 218V217H47ZM87 218H86V220H87ZM89 218H88V220H89ZM95 218V217H94ZM98 218H99V216H98ZM97 218V219H98ZM130 217H128V219H129ZM169 218V217H168ZM168 218L167 219H165V221L166 220H168ZM183 218H185V217H183ZM182 218V219H183ZM207 218V217H206ZM4 219V218H3ZM53 219V218H52ZM51 218H50V220H52ZM81 219H83V218H81ZM93 219V218H92ZM92 219H90L89 221H91ZM101 218H99V220H100ZM103 219V218H102ZM116 219V218H115ZM156 219V218H155ZM158 219V218H157ZM113 220V219H112ZM130 220V219H129ZM132 220V219H131ZM161 220V219H160ZM163 220H164V218H163ZM181 220V219H180ZM180 220H178V221H180ZM94 221V220H93ZM105 221V220H104ZM115 221V220H114ZM133 221V220H132ZM132 221H130V222H128V223H130V224H132V226L134 225L135 226V224H133L134 222H132ZM147 221V220H146ZM162 221V220H161ZM160 221V222H161ZM169 221V220H168ZM186 221V220H185ZM201 221H202V218H201ZM207 221V220H206ZM86 222V221H85ZM84 221L82 222V223H85ZM88 222V221H87ZM86 222V223H87ZM112 222L113 221H111V224H112ZM125 222H127V221H125ZM158 222V221H157ZM170 222V221H169ZM188 222H190V221H186L185 222V224L187 223L188 224ZM199 222H200V220H199ZM203 222V221H202ZM242 223L243 221H239V223ZM101 223V222H100ZM99 223V224H100ZM104 223V222H103ZM107 223V222H106ZM106 223H105V225H106ZM114 223V222H113ZM165 223H167V221L165 222ZM164 223V227H166V225L167 224H170V223H167V224H165ZM182 223H184V221L182 220ZM203 223H205L204 225L206 226V222H203ZM209 223V222H208ZM111 224H109V227L108 228H110V230L106 227L105 229H107L108 230V232L106 231V235H105V232H104V234H103V230H104V228H103V230H98V232L100 231L101 233H102V237H104L103 235H105L106 237H104L107 241H104V238H103V240L101 239V237L99 238V236H101V234L99 235L98 233L96 234V233H93V234H91L90 233V235L92 236V235H94L95 234V236H93V237H91V239H93L94 240V243H92L91 241V239H90V237L89 236H87V233H84L82 230H84V229H82L81 230V228H80V226H78L79 228H80V230L84 233H82V238H83V236H85V234H86V236H87V238L85 237V238H83V240H85V239H87L88 240V243H85V244H89V245H91V243L93 244V245H91L92 247H93V253H95L94 251H96L97 250V248H95V247H100L101 248V245H98V244H104V242H106L104 245L102 244V248H101V250H103V248H104V250H103V255L102 254H100V256L102 255V257H99L98 256V258L95 256V258H97V259H100V258H103L102 260H101V262H103L104 264H117L116 263V261H118V259H117V257L118 258H120L119 257V255H118V250H119V248L117 249V245L116 244H118L117 242L118 241H116V234H115V232L116 231H114V228L113 227H115V224H116V228L118 229L119 227V223H115L114 225H112V227L110 226ZM117 224H118V226H117ZM142 224V223H141ZM158 224H159V222H158ZM162 224H163V221H162ZM184 224V225H185ZM191 224V223H190ZM189 224V225H190ZM200 224V223H199ZM212 224H214V223H212ZM104 225V224H103ZM108 225V224H107ZM106 225V226H107ZM142 225H145V224H142ZM171 225V224H170ZM181 226V228H182V224H180ZM189 225L187 226V227H189ZM202 225V224H201ZM215 225V224H214ZM11 226V225H10ZM10 226L8 227V228H10ZM13 226V225H12ZM11 226V227H12ZM101 226V225H100ZM133 226V227H134ZM159 226H160V224H159ZM172 226V225H171ZM203 226V225H202ZM201 226V227H202ZM77 227V228H78ZM90 227V226H89ZM99 227V226H98ZM138 227H141V226H138L137 225V229H138ZM143 227V226H142ZM161 228H162V226H160ZM170 227V226H169ZM190 227H192V226H190ZM6 228V227H5ZM7 228V229H8ZM94 228V227H93ZM102 228V227H101ZM100 228V229H101ZM183 228H184V226H183ZM2 229L3 228H1V232H5V230L3 229V231H2ZM96 229V228H95ZM95 229H94V231H95ZM98 229V228H97ZM116 229V230H117ZM170 229V228H169ZM169 229H167L168 231H169ZM186 229V228H185ZM193 229V228H192ZM222 230H223V228H221ZM225 229V228H224ZM162 230V229H161ZM171 230V229H170ZM180 230V229H179ZM182 230V229H181ZM180 230V231H181ZM187 230V229H186ZM185 230V231H186ZM197 230V229H196ZM203 230V229H202ZM8 231V230H7ZM6 231V232H7ZM77 231V230H76ZM76 231H74V232H76ZM167 231V232H168ZM185 231H183V233L184 234H186V236H188L187 234H189L188 232H186L185 233ZM189 231V230H188ZM195 230H193V232H194ZM199 231V230H198ZM217 231V230H216ZM12 232V231H11ZM10 232V233H11ZM162 232H163V234H164V232H166L165 230L163 231L162 230ZM190 232V231H189ZM8 233V232H7ZM34 233H36L35 231H34ZM77 233V232H76ZM79 233H80V231H79ZM79 233H77L78 234V236H80L79 235ZM170 233V232H169ZM169 233H165V234H168L167 235V237L168 236H170L171 235V233H170V235H169ZM194 233H196V231L194 232ZM192 234V235H195V234ZM3 234V233H2ZM162 234V235H163ZM182 234V233H181ZM32 235H34V234H32ZM97 235H99V236H97ZM173 235V234H172ZM190 235V234H189ZM192 235H191V237H192ZM38 236V234H36V237ZM59 236V235H58ZM61 236H63V235H61ZM61 236L60 237H56L57 238V240H60L59 238H61ZM77 236V237H78ZM97 236V237H96ZM185 236V235H184ZM2 237H4V236H2ZM9 237H11V235L9 236L8 235V237L6 238V236L4 237V238H6V239H8ZM94 237H96V238H99L97 241L98 242H100V243H98L97 244V242H95L96 240H95V238ZM162 237V236H161ZM171 237V236H170ZM190 237V236H189ZM190 237V238H191ZM79 238H80V240H79ZM78 239H74V240H78V241H80L81 242V237H79ZM165 240L164 241H166L167 239L165 238V237H163ZM162 238V239H163ZM169 238V237H168ZM173 238V237H172ZM171 238V239H172ZM183 238V237H182ZM189 238V239H190ZM1 239V238H0ZM63 240V239H62ZM69 240V239H68ZM91 240V241H90ZM99 240H101V241H103V242H101V241H99ZM118 240V239H117ZM170 240V239H169ZM177 240V239H176ZM179 240V239H178ZM183 240H184V238H183ZM182 240V241H183ZM186 237H185V245H186ZM191 240V239H190ZM2 241V240H1ZM4 241H6V240H4ZM4 241H2V243L4 242ZM9 241V240H8ZM56 241V240H55ZM89 241H90V243H89ZM168 241V240H167ZM171 241V240H170ZM173 241V240H172ZM181 241V242H182ZM188 241V240H187ZM59 242V241H58ZM57 242V243H58ZM69 242V241H68ZM68 242H66L65 241V243H66V246H67V243ZM71 242V241H70ZM169 242V241H168ZM192 242H194L195 243V240L193 239V241ZM6 243V242H5ZM63 243V242H62ZM79 243V242H78ZM76 243L77 245V247L78 246H81V243ZM84 243V242H83ZM1 244V243H0ZM4 244V243H3ZM2 244V245H3ZM7 244V243H6ZM68 244H70L71 245V243H68ZM182 244V243H181ZM52 246H54L53 244H51ZM69 245V246H70ZM183 245V244H182ZM190 245H192L191 243H190ZM58 246V245H57ZM65 246V247H66ZM119 246V245H118ZM181 246V245H180ZM187 246V245H186ZM185 246V247H186ZM194 246V245H193ZM83 247V246H82ZM190 247H192V246H190ZM52 248V247H51ZM72 248H74V246L72 247ZM72 248H69V249H72ZM80 248V247H79ZM79 248H77L76 250H78ZM121 248V247H120ZM180 248V247H179ZM181 248H182V246H181ZM180 248V249H181ZM188 249H189V247H187ZM187 248H184V250H188ZM193 248V247H192ZM49 249V248H48ZM53 249H55V248H53ZM69 249H68V252L70 253V251H69ZM82 251H83V248H80ZM79 249V250H80ZM86 249V248H85ZM88 249H89V247H88ZM90 249H92L91 247H90ZM183 249V248H182ZM65 250H67V248H65ZM75 250V249H74ZM100 250V249H99ZM99 250L98 251H96V252H99ZM100 250V251H101ZM121 250V249H120ZM56 252H57V250H55ZM92 251V250H91ZM182 251V250H181ZM49 252H50V249H49ZM80 252V251H79ZM189 252V251H188ZM57 253H59V249H58V252ZM74 252H72L71 251V253L70 254H73ZM83 253V252H82ZM85 253H86V251H85ZM85 253H83V254H85ZM92 252H90V253H87L88 255H89V257L91 256V255H93V253L91 254ZM100 253V252H99ZM99 253H96L97 255H99ZM49 254H54L53 253V250H51V252L49 253ZM191 254H193V253H191ZM73 255H75V254H73ZM72 255V256H73ZM88 255H86V257H88ZM45 256V255H44ZM77 256L78 255H76L75 257L77 258ZM81 256H83L84 257V255H81ZM47 256H45L44 257V259L46 258ZM93 257V256H92ZM78 258H80L79 256H78ZM77 258V259H78ZM83 259V258H82ZM88 259V258H87ZM90 259V258H89ZM117 259V260H116ZM187 259H188V257H187ZM78 260H81V258L80 259H78ZM78 260H76L75 259V262L76 263H78L79 264V262H78ZM91 260V259H90ZM92 260H94V258L92 259ZM96 260V259H95ZM99 260V261H100ZM83 261H85L84 259H83ZM88 260H86L85 262H87ZM97 261V260H96ZM95 261V262H96ZM143 261V260H142ZM193 261V260H192ZM89 262V261H88ZM87 262V263H88ZM100 262V263H101ZM194 262V261H193ZM192 262V263H193ZM83 264H84V262H82ZM87 263H85V264H87ZM99 263V264H100ZM0 264H16L14 261H11L6 255H4V254H0ZM81 264V263H80ZM89 264H91V262L89 263ZM92 264H94L93 262H92ZM191 264V263H190Z\"/></svg>","mask_w":264,"mask_h":264}]
</instances>
